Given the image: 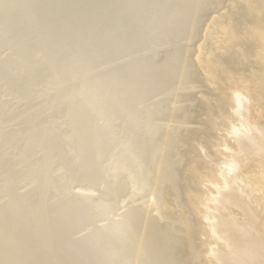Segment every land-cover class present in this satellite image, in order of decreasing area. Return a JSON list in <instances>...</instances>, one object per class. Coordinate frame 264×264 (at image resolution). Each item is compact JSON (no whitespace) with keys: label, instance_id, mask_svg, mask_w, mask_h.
Segmentation results:
<instances>
[{"label":"rangeland","instance_id":"obj_1","mask_svg":"<svg viewBox=\"0 0 264 264\" xmlns=\"http://www.w3.org/2000/svg\"><path fill=\"white\" fill-rule=\"evenodd\" d=\"M4 1H5L4 5L7 3V5L9 6L10 2H12L13 0H7V1L6 0H0V6H2V4H3L2 2H4ZM21 1H22V3H20ZM37 1L40 3H37ZM13 2L15 4L12 3V5L10 4L9 7L7 5H5V6L3 5L2 7H0V19H1V21H0L1 22L0 23V60H1L0 61V66H1L0 67V115H1L0 116V130H1L0 131V139H1L0 140L1 141L0 142V158H1L0 163L1 164L0 165H3V166H0V169H2L0 171L1 172L0 173V180L2 179L0 181V184L3 183V185L5 184V186H6V184L11 185L12 189H14V191H13L12 189L9 188L10 186L8 187V190L10 189L11 191L14 192L13 193L10 190L9 191L5 190V189H7V186L5 188L2 185H0V187H2V189L4 188L3 192L5 190V192L7 191L9 194L8 195L6 192V193H3L2 197L0 196V198H1L0 199V202H1L0 206L2 207V208L0 207V209H2V210H0V217L3 218L2 217L3 215H1V214H4V216L6 218H8V219H5V217H4L3 219L0 220V229L3 227L4 231H5V229L7 228L6 232L3 231L4 232L3 233L1 230H0V232H2V235L8 234L7 235L8 238H10V236H9L10 233H9L8 229L10 230V232L12 234V236L9 240L7 239V237L5 239L3 238L2 239V242L4 240L3 243L1 242V239H0V243H2V245H0V256H5V258H2V257H0V258L3 260L7 258L5 261H3V260L1 261L2 264L3 263L6 264V262L8 264L10 261H11L10 262L11 264H14V263L18 264L19 259L20 260L23 259L21 261V264H25V263L31 264L30 262H32V264H37V262H38V264H42V263L43 264H46V263L47 264H57V263L60 264V261L62 264H67V263L68 264H75L76 261L79 262L77 264H115V263H118L119 260L121 263H118V264H126V262H128V261L130 262L131 258H129L128 256H125L126 254L124 255L122 253L123 249H121V248H124L125 245H126V247L127 246L129 247V245L131 244L130 243V241H131L132 243H134L133 245L131 244L132 248L135 249L137 242H136V240H133V237H136L137 235L140 236V234L137 233V235L133 236V231L132 230L129 231V229H131V228L127 229L126 226L129 223L131 224V220H132L131 217L133 216L134 211L137 210L138 207L139 208L141 207L140 209H142L143 207L146 206L145 201L147 199H150L153 197L152 199L154 201V197H155V200H156L155 186H154V183L151 181V178L148 176L149 174H148V171H146L147 169L145 168V166H146L145 163L142 161L143 159H141L142 157H140L143 154V152H141V151H143V149H145L147 147V144L144 143V141L147 140L150 142H154L156 145H158L159 140H164L166 138V136L168 135V130L170 132H173V130H177L174 134H177L179 136V138L183 139L182 141H183L184 149L188 153L187 155H189V157H187V155H185L186 157H184V160H185L184 162H186L187 159L188 160L184 164L188 165V167L186 166V168H188L189 170L192 169L193 174H192V172L189 174V172L191 170L189 171L185 167H183L185 171L183 170V168L180 169L179 173L182 174V179L184 180V181H181V179H180L181 175L179 174V181H181V185L184 188H187V190H189L190 193H193V195H195L197 197V200H198L200 205L205 202V198H206L205 196L206 195L208 196L206 198V200L208 198H210L211 196L212 197L208 200H214L212 202H210V201L208 202L207 207H210V208L209 209L207 208L208 209L207 211L211 212L209 218H203V220H202V218H201L202 213L196 212V211L194 212V210H192L193 211V212H191L192 216H190L191 218L193 217L191 220L196 221V223H197V224H195V222H192L193 226L196 230L197 237H198L196 241L198 242L197 246L199 249V252H198L199 253V255H198L199 261L201 260L203 262V263H201V262L200 263L206 264L205 263V261H206L207 264H210L211 262H212L211 264H240L239 260H238V259H240V254L244 257L246 255V253H245L246 250L244 247H241V245H238V244L232 245V242H229V244L231 243L230 245L227 244V241H230V239H228L226 237V235L225 236L223 235L224 230H222L223 234L222 233L220 234L221 229H223L222 226L224 225L223 224L224 222L221 221L222 218H220L219 200L216 201L213 198L219 197V194H221L223 191H224L223 194H221L222 196L225 194H228V191L226 192V190L229 188L231 189V190L229 189V193H234L237 196L239 195L238 197L242 196L241 197L242 199L245 198V199H243V201L247 200V202H244V204H245V207H247L248 214H250V217H249L250 219L249 218L245 219V217L242 215V213H236V212H235V214L233 213L234 214L233 218L235 220V223L239 226V229L240 230L242 229V231H241L242 237H244L245 239H246V237H248L252 242L256 241L257 244H256V242H253V243L256 244L257 246H258V244H260L262 242V240L264 239V237H263L264 236V225H263L264 223L261 220V216H259V214L254 210V208H252L251 203L255 202L254 200H256V201L261 200L257 203L262 204V206H263L262 211L264 212V200H263L264 194L263 193L255 194L256 192H254L251 189V185H252L253 181L257 182V180H258V179H256L258 177V171H259V167H258L259 165H257L258 164V160H257L258 156L257 155L260 154L259 157H262L261 156L262 154L260 153L261 150L258 147L259 146V144H258V141H259L258 137L259 136H257V133L258 134L263 133L262 137H264V112H263L264 108L261 109L262 107H264V67H263L264 62H262V61H264V56H263L264 54L261 55V54H257L256 52L253 53L249 58H247V60L249 59V63H247L248 61L244 60V58L242 57L243 60L245 61L244 62L243 60H240V59H242L240 55H241V53H243L241 51H244V48H243V46L238 44L239 47L237 46V50H238V54H239L238 57L240 58L239 62H241V65H243V66L246 63V66H247V68H246V66H244L246 69L241 67V69L243 68V70H241L239 72L240 73L243 72V74L238 75L237 73H233V74H231L233 76L229 75V77L231 76V78L229 80H227L225 83V85L228 84V85H226L227 88L224 85V83H223V87H221L220 84H222V83L218 84L212 79L211 75L213 72L212 70L215 68V66H214L215 60L221 55L220 50L224 47V44L222 45V43H224L225 39H226L225 42H227L226 35L223 37L222 29H220L218 26H220V27L222 26L221 28H223L225 26V21H226L223 19H225V18L227 19V17L231 14V12H229L230 10H228L229 9L228 3L225 2L222 5V8H224V9H222L221 7H219L218 9H215V8H211V7L207 6L204 3L205 0H27V1L25 0V2H23V0H20V1L14 0ZM17 2H19V3H17ZM225 5H227V6H225ZM225 7L227 8V11H226ZM29 10H30V14H29ZM2 12L4 14H1ZM222 12H224V13H222ZM221 14H223L224 18L220 16ZM2 15H4V16H2ZM25 15H26V17H25ZM225 15H228V16L225 17ZM30 16H32L31 18H33V16H34V18L31 19L33 21V23H32V21H30V18H28ZM8 18H10V19H8ZM18 18L21 20H18ZM36 18H37V20L35 22ZM11 19H13V20H11ZM5 20H9V22L7 21V23H6ZM215 20H217L218 26L216 23H214ZM218 21H219V23H218ZM11 22L13 24H11ZM29 22H31L32 24H30ZM37 22H39V25H37V26H39L38 28L35 27L36 25L34 26V23H37ZM213 23L216 25H214ZM212 27H214V28L212 29ZM39 28H40V30H39ZM42 28H43V30H41ZM215 28L216 29L219 28L218 29L219 35H217V32L215 33V31H217ZM211 34H213V36H215V37L211 36ZM62 36L64 38H62ZM214 38H216V39H214ZM54 40H57V41H54ZM216 40H217V42H216ZM20 42L22 43V45H20L21 44ZM218 42H220L219 44H221V47L218 44ZM33 45H34V47H33ZM216 45H217V47H215ZM25 46H27V47H25ZM214 47L216 48V50ZM20 48H22L23 50L21 49L22 50L21 51ZM30 49H31V52H30ZM185 49H186V51H184V52H185V59L186 60H184V61L186 63H191V65L193 67H195V69L194 68L193 69L196 72V79L201 78V81L198 79H197L198 81L196 79H195L196 81L193 80V82L195 81L194 84L192 83V81L185 80L183 71H180L182 68V65H183V61L180 63H177L175 58L173 57L175 50L183 51ZM214 51H216V52H214ZM217 51H219V52H217ZM48 53L49 54L51 53V54L49 55ZM63 53H64V55H63ZM217 53H219V54L217 55ZM60 54H62V56ZM72 54L74 55V57L76 59L74 57H72L73 56ZM83 54H86V55L84 56ZM208 54L210 55V57ZM53 55L55 58L53 57ZM67 55H69V56H67ZM257 55H259V56H257ZM206 56H207V58H206ZM17 58H19V59H17ZM77 58L79 59V62H78ZM85 58L87 61L84 60ZM73 59H75V61ZM49 60L51 62H48ZM70 60H71V62H69ZM206 60L207 61L210 60V61L207 62ZM259 60H262V61H259ZM76 61H77V64H76ZM88 62H90V63H88ZM201 62L202 63L204 62L203 64L204 65L206 64V66H207V64L210 66H207V68H206V66L201 64ZM243 62H244V64H243ZM257 62H259V63H257ZM73 63H74V66H73ZM1 64H3V65H1ZM21 64L23 67H25V69H27L26 70L27 72L21 66ZM28 64L31 66H29ZM163 64L168 65L166 70H160L161 69L160 66ZM249 64H252V66H251L252 68L250 67ZM176 65H178L179 67H176ZM200 65H202V67H200ZM3 66H6V68ZM203 66H204V68H203ZM260 66H261V69H260ZM19 67H20V70L18 69ZM29 67H31V68H29ZM68 67H70V68H68ZM87 67L89 68L88 70H87ZM13 68H14V70H13ZM211 68H212V70H211ZM7 69L10 70V73ZM91 69H93V70H91ZM115 69H116V72H115ZM170 69H173L174 72H172ZM247 69H249L250 72ZM40 70H41V72H40ZM3 71H5L4 75L2 74ZM23 71L26 72L25 75H24ZM119 71H120V73H118ZM126 71H127V73H126ZM13 72H15L14 75H12ZM29 72H30V74H29ZM112 72H115V73L113 74ZM128 72H130V73L134 72V73L129 74L128 78H127V75H125V74H128ZM5 73H7V74H5ZM85 73H86V75H85ZM116 73H118V74H116ZM56 74H57V77H56ZM59 74L61 76H59ZM120 74H122V75H120ZM16 75H18L19 77H17ZM83 75H84V77H83ZM88 75H90V76H88ZM116 75L117 76L120 75V76L117 77ZM32 76H35V77H33L34 80H33V78H31ZM62 76L67 77V78H64ZM85 76H87V77H85ZM5 77H8V79L9 78L10 79L12 78V79L8 80ZM100 77H101V79H100ZM13 78H15V79H13ZM50 78H53L56 81H54L52 79L50 80ZM69 78L73 79V80H68ZM59 79H61V82L63 80V82L60 84H58L60 82ZM88 79H90V80L88 81ZM167 79H171L172 82L166 91H161L158 87L162 83L166 82ZM48 80H50L52 82H50ZM24 81L26 82L25 85H24ZM66 81H68V82H66ZM77 81L79 82V84H77L78 83ZM104 81H105V83H104ZM198 82H200V84ZM13 83H15V84H13ZM63 83L65 86L63 85ZM88 83H90V84H88ZM96 83H98V84L96 85ZM103 83H104V85H103ZM122 83L127 87V89L124 87V85ZM182 83H184L183 86H182ZM44 84H45V86H43ZM50 84H52V85H50ZM57 84H58V87H60V88L55 90V88H57ZM67 84H68V86H67ZM86 84L88 85L87 87H86ZM19 85L22 87H20ZM36 85H37V87H35ZM90 85H93V86L90 87ZM216 85L218 88L216 87ZM258 85H260V87L262 86L261 87L263 89L262 93L260 92V94H261L260 96L258 94L253 96L252 91H254L255 86L257 87ZM23 86H25L26 88ZM110 86L112 89H109ZM149 86H152L153 88L151 89ZM16 87H20V89L19 88L16 89L17 91L19 90L18 91L19 93L16 92V90H14ZM46 87H49V89ZM148 87L150 88V90ZM193 87L195 88V90L192 89ZM22 88H23V90H22ZM113 88L115 89V91ZM27 89H29L28 92H27ZM59 89H60V91H59ZM82 89H83V91H82ZM105 89H106V92L104 91ZM217 89H219V90H217ZM223 89H224V91L230 92V93H228L229 98H228L227 104H224L222 102L223 100L222 101L220 100V98L221 99H223V98H222V96L220 97L221 93H219V91L221 92V90H223ZM69 90H70V92H69ZM117 90H120V91H117ZM186 90L190 91V92L192 91L191 92L192 97L189 100L186 98L187 100L185 101V98H183V97L181 98L180 95H181V93H183V91H186ZM248 90H251V92ZM113 91H114L113 95L116 93L117 95L116 94L115 95L117 96L118 99L119 98L122 99L124 97V95L125 96L127 95L124 98L127 99L126 100L127 103H131V104L129 105L126 102L122 103V102H124V98L122 101L116 99V96H112V94H110ZM76 92H78V96L80 98L77 97V95H75V94H77ZM103 92L106 95H104V94L102 95ZM127 92H129V94ZM88 93H89V97L87 95ZM107 93H109L111 95V97H113V99L110 98V100H113V103L109 100L110 95H108ZM125 93H127V94H125ZM211 93H212V95H211ZM49 95H50V97H49ZM83 95H85V97H88L89 100L90 99L91 100L89 101L88 98H83L84 97ZM131 95L133 96L132 98L130 97ZM216 95H218L219 97ZM234 96H236V97H234ZM261 96H263V97H261ZM90 97H92V98H90ZM214 97H216V98H214ZM259 97H261V98L259 99ZM81 98L83 99V101L81 100ZM102 98H104V102H103ZM234 98L242 100V103H241L242 106L240 105V108L239 107L236 108L234 106V102L236 101V100L233 101ZM76 99H77V101H76ZM128 99H130V101ZM190 100H191V102H190L191 105L189 104ZM229 100H231V101H229ZM84 101L87 103H85ZM211 101H213V102H211ZM69 102H71V103H69ZM76 102H79V103H76ZM89 102L91 103V105ZM109 102L112 104H109ZM114 102H115V104H114ZM192 102L195 105H192L193 104ZM7 103H8V105H6ZM28 103H29V105H27ZM99 103H101V106ZM116 103H117V106H116ZM82 104L85 105V107ZM125 104L127 105V107L128 106L129 107L127 108ZM212 104H213L212 107L214 109L211 107ZM232 104H233V106H232ZM258 104H260L261 107H259L260 105H258ZM86 105H87V107H86ZM111 105H113V107ZM123 105H125V106L123 107ZM221 105L227 106L226 108L228 110H230V111H227L229 113L231 112L230 114L228 113L226 115V113L225 112L224 113H225L226 117L233 115V117L230 116V122L234 125H232L230 123L227 126L222 128L220 126L221 125L220 122L217 121L218 126L216 125V129L214 128L213 130H207V126H206L207 119L210 117H214V118L219 119L218 117H219L220 112L223 111V108H224V110L226 109L225 107H222ZM81 106L83 107L82 109H81ZM88 106L92 107L91 108L92 110L90 108L87 109ZM190 106L192 107L191 108L192 110L190 109ZM9 107H11L12 111L10 110ZM93 107H95V108H93ZM122 107H123V109H120ZM56 108H58V109L56 110ZM177 108L185 109L188 112L190 111L189 114L190 115L193 114L192 115L193 117L191 116L190 118L185 119L181 113L175 114L174 111ZM238 108L243 112H240V110ZM93 109H95V110H93ZM101 109H102V111H101ZM128 109H130V110H128ZM84 110L86 112H88L90 110L91 111L86 113ZM96 110L97 111L100 110L101 112H97ZM27 111H28V113H27ZM83 111H84V114H83ZM94 111H96V112H94ZM7 112H9V113H7ZM191 112H192V114H191ZM4 113L7 115H5ZM67 113L69 114L68 116H66ZM89 113H91V115L93 117ZM96 113H97V115H96ZM101 113H103V114H101ZM113 113H114V115H112ZM236 113L242 114L243 120H242V118L238 119V120H241L240 124L237 123L239 121L236 122L234 120ZM75 114H76V116H74ZM110 115H111V117H110ZM87 116H89V117H87ZM106 116H108L109 118ZM74 117L76 118V120H74L75 119ZM72 118H73V120H72ZM109 119H111V120L109 121ZM231 119H233V120H231ZM183 120L186 123H184ZM242 121H244V122H242ZM234 122H236V123H234ZM183 123L186 125L185 128H183L185 126V125H182ZM52 124L54 125V127ZM242 124H243V126H242ZM95 125L97 127H95ZM187 126H189L188 131H187V129H188ZM202 126L204 127V131H203V129H201V131H199L200 128H202ZM234 126L235 127L238 126L239 129H242L239 131V133L241 132L242 135L241 134L238 135V137L241 138V141L237 137L238 133L237 134L232 133V129ZM246 126L253 130L252 132H253L255 138H253L252 140H250L249 138H247L248 140L244 138V137H246L245 136V133H246L245 128H247ZM92 127H93V129H92ZM102 128L106 129V130H103ZM111 128L112 129L114 128L115 130L114 129L112 130ZM259 128L261 130H259ZM25 129H26V131H25ZM79 129L82 131H80ZM182 129L184 131H182ZM185 129L187 132L185 131ZM10 130H11V132H10ZM95 130H97V131H95ZM3 131L5 133H3ZM28 131H29V133H28ZM30 131H31V133H30ZM45 131H46V133H45ZM52 131H53V133H52ZM83 131L86 132L87 134L86 133L83 134ZM42 132L44 135L42 134ZM227 132H229V133H227ZM11 133H13L12 135H14V136H12ZM89 133H91L92 135ZM97 133H99L100 135ZM110 133L113 135H110ZM78 134H80V135H78ZM106 134H108V135H106ZM1 135H3V137ZM90 135L92 138L90 137ZM126 135H127V137H126ZM229 135L234 136V137H231ZM25 136H26V138L24 139ZM31 136L33 137L34 140L32 139ZM37 136H40V137H37ZM79 136L83 140H81L79 138ZM131 136H132V138L130 139ZM211 137L213 139H211ZM19 138L20 139L22 138V139L20 140ZM90 138H91V140H90ZM100 138H101L102 142L100 141ZM102 138H104V139H102ZM229 138H231V139H229ZM2 139H4V140H2ZM46 139H47V141H46ZM96 139H99L101 144H99V141H97V143H95ZM124 139H125V141H122ZM137 139H139V140H137ZM189 139H190V141H189ZM232 139H234L236 143L234 142V140L232 141ZM5 140L8 142H5ZM22 140H24V141H22ZM105 140H107V141H105ZM131 140H136L137 143L139 141L140 142L142 141L141 142L142 144L138 143L137 144L138 146H137L135 143H132ZM14 141L16 144H14ZM119 141H121V142H119ZM19 142L21 144H19ZM22 142H24V143H22ZM35 142H37V144ZM86 142H88V144H86ZM108 142H111L112 144L108 143ZM115 142L117 144H115ZM129 142H131V147H133V148L128 147V146H130ZM212 142H213V144H212ZM217 142H219V143H217ZM240 142H242V143H240ZM25 143H27V144H25ZM123 143L126 145L123 146L124 145ZM203 143H206V144L203 145ZM223 143H226V144L224 145ZM2 144H6V145L4 146ZM22 144L26 145V146L23 147ZM39 144H40V146H39ZM90 144L94 149L91 148ZM108 144L110 145V147ZM132 144H135V146L137 148L135 146H133ZM140 144H141V146H143V148L140 146ZM210 144H212V145H210ZM251 144H252V146H251ZM34 145H35V147H33ZM86 145H88L87 147L90 149L85 148ZM161 145H162V143H160V147H161ZM7 146H9L10 148ZM120 146H123L122 148L125 149L127 152L129 150L130 151L129 154L128 153L126 154L125 150L122 152L121 150L117 149ZM225 146H226V148H225ZM1 147H4V148H1ZM56 147H58V150ZM67 147H69V148H67ZM74 147H75V149H74ZM134 147L136 149H134ZM206 147L207 148L210 147V149H207ZM45 148H48L49 152H46L47 150ZM53 148L56 149L57 151L54 150ZM70 148H71V151H69ZM2 149H3V151H1ZM43 149H45V151ZM92 149L94 150V152L101 151L102 149L103 150L105 149V150L103 152L104 154H102L103 150L100 152L103 156L99 152H97L101 156L100 157L98 155H94L96 153H93ZM241 149L247 151L246 152L247 156L241 158V160L245 159V161H248L247 163H249L250 169L248 170V173H247L248 178H249V182H248V180L245 181L246 179L244 180V178H240L241 176L238 175V174H240V170H238V169L235 172L229 171L228 173H224V172H227L226 169H228L226 166L227 161L233 159V157H236L237 154H235V152L239 151ZM118 150L121 152H119ZM20 151L21 152L23 151V153H21ZM139 151H140V153H139ZM40 152H42V153H40ZM43 152H44V154H43ZM77 152H79L80 154L78 153L79 154L78 155ZM87 152H88V154H86ZM106 152H107V155H106ZM134 152L135 153L138 152L136 154L138 156L140 155L139 159H141V162H139L140 161L139 159L136 160L138 158V156H136V154ZM224 152H225V154H224ZM36 153L39 154L41 157L39 155H37ZM73 153H75L78 156L74 157ZM123 153H125V154H123ZM131 153L132 154L134 153V155L132 156ZM2 154H3V156H2ZM63 154H65L69 159H67V157H65V155H63ZM121 154L123 156L124 155H126V156L130 155V156L127 157L128 160H127V158H125L126 156H124L123 157L125 159L124 160L123 158H121L122 157ZM43 155H45V157ZM91 155H94V156L91 157ZM160 155L161 154L159 153L158 156L154 159L155 163L157 162L156 164L161 163L160 160L157 161V159H159ZM95 156H97L98 160L96 159ZM116 156H118L121 160H117V158L116 159L114 158L115 159L114 160L113 157H116ZM53 157H54V159H53ZM87 157L89 159H94V157H95V160L89 161V159ZM190 157H193V158H190ZM23 158H24V160H23ZM42 158L43 159L49 158L47 160L50 163L48 164L47 161H45V159H44L45 162L43 163ZM131 158H134V160L133 159L132 160L134 162L136 161L137 164H135L131 160ZM237 158L239 159V157H237ZM8 159H10V160H8ZM27 159L30 160V162H28ZM39 159L41 160V162L43 164L40 163ZM53 160H54V162H53ZM62 160H64V161H62ZM129 160L132 161L133 165L130 164L131 161H129ZM21 161H23V162H21ZM91 161H95L94 167H91V166H93V162H91ZM99 161H102V162L100 163ZM37 162H39L38 164L40 166L37 164ZM52 162H53V165H52ZM192 162H193L194 166H193ZM217 162H218V164H217ZM18 163H20V164H18ZM25 163H26V165L27 164L29 165V163H30V166H29L30 171L27 170L28 168L23 169V168H26V165L23 166V164H25ZM55 163H58V164H55ZM115 163H117V164H115ZM141 163L144 167L141 165ZM197 163H199V165ZM211 163L213 164L212 167L214 169H215V166L217 167V169L214 170V174L212 173L209 176L207 174L204 176H202L201 174H200L201 176L200 175H194V172L197 169H199V167H200V169H201V167H202V169H204V168H207L206 166H209V165L211 166L212 165ZM225 163H226V165L224 166ZM5 164L7 165V167ZM65 164H68V165H66L67 167L65 166ZM85 164H88L89 167H88V165H85ZM28 165H27V167H28ZM62 165H64V166H62ZM80 165H82V166L80 167ZM124 165H126V166H124ZM128 165L131 167H129ZM161 165H162V163H161ZM255 165H257V166H255ZM52 166H54V167L52 168ZM84 166H85V168H84ZM196 166H198V168ZM45 167H49V168H45ZM62 167H65V168H62ZM126 167H128V168H126ZM162 167L164 168L165 166L163 165ZM218 167H220L222 169L220 170V168H218ZM33 168L36 169V171L42 169V171L41 170L40 171L42 172L41 174L44 178L40 175L39 171H37L39 173H36V171ZM57 168H59V169H57ZM89 168L91 171L89 170ZM94 168H96V169H94ZM123 168L125 170H123ZM195 168H197V169H195ZM223 168L224 169L226 168V169L224 170ZM15 169H16V171H15ZM52 169L55 171H53ZM80 169H81V171H80ZM97 169L99 170V173H98ZM137 169L141 170V171L139 172ZM31 170L35 171V176L33 175L34 174L33 171H32L33 172L32 174L29 173V172H31ZM43 170H46V172L48 170V173H46L45 171L44 172H45V175L48 174L50 177L48 175H47L48 177L45 176L43 174ZM50 170H51V172L53 171V174L50 173ZM92 170H95V171H92ZM118 170H119V173H118ZM26 171H29V172H26ZM82 171H84V172H82ZM63 172H65V173H63ZM86 172L87 173L89 172V173L87 174ZM100 172H102V173H100ZM131 172H133V173H131ZM142 172H143V174H146V175L142 176V174H141ZM186 172H188V173H186ZM28 173L31 175H29ZM83 173L84 174L86 173L85 174L86 178H85ZM3 174H5V175H3ZM94 174H97V175H94ZM135 174H136V176H135ZM186 174H189V177L192 175L191 176L192 179H191V177L189 179V177L185 176ZM218 174H219V177H218ZM11 175L14 176V178ZM26 175H28L29 178L26 177ZM233 175H234V177H233ZM8 176L9 177L11 176L12 178L10 179ZM99 176H101V177H99ZM130 176L132 178L133 177L134 178L132 179ZM193 176H195V177H193ZM33 177H34V179L35 178L36 179L34 180ZM123 177H125L124 179H126L127 182L129 181V183L124 181V179L121 181V179ZM136 177L139 180H137ZM146 177H147V179L149 178L150 180L144 179ZM212 177H213V179H212ZM3 178L6 180H8V178H9L8 183L11 181L14 183L8 184L7 182H2V181H4ZM47 178H49V179H47ZM92 178H95V181L97 182V180H98V182L96 183V182H94V180L91 181ZM217 178H219V179H217ZM224 178L227 179L228 182H230V187L227 189H226V187L224 188V184H223V182L225 181ZM44 179H46L48 181L46 182V180H44ZM50 179H52V180H50ZM80 179H81V181H80ZM83 179H84V181H83ZM134 179H136L137 181ZM216 179L219 183L216 182ZM19 180H21V181H19ZM57 180L59 182H57ZM88 180H90L91 182L90 181L88 182ZM140 180L144 181L145 183H143L142 181L140 182ZM188 180H189V182H188ZM190 180L193 181V183ZM16 181H18V182H16ZM147 181H149L148 184H146ZM150 181L152 184L150 183ZM199 181H200V183H199ZM19 182H20V184H19ZM31 182H32V184H31ZM73 182L76 184H74ZM99 182H101V183L99 184ZM119 182H123V183H121V186H122V188H124V186H125L124 189L121 190V188H120V190H119V188H118ZM33 183L35 185L36 184L37 185L34 186ZM41 183L44 186L46 184L47 185L43 188ZM56 183H59L61 185L59 186V184L57 185ZM72 183H73V185H72ZM89 183H90V185H89ZM93 183H94V186H93ZM105 183L106 184L108 183V184L106 185ZM202 183L204 184L203 187H205V189L202 188ZM15 184L18 187L15 186ZM39 184H41L42 189L39 186ZM77 184H79V185L81 184L80 185L81 187H79V185H77ZM217 184H218V186H217ZM245 184L248 187H246ZM13 185H14V187H13ZM82 185L85 187L83 188ZM19 186L21 188H19ZM114 186H117V187H114ZM222 186H223V188H222ZM35 187H38V188H35ZM119 187H120V185H119ZM192 187H194V188H192ZM58 188H60V189H58ZM208 188H211V189H208ZM233 188L235 189V191ZM50 189L52 191H50ZM78 189L79 190L84 189L83 190L84 192L79 191ZM195 189L198 191V192L196 191L197 193L194 192ZM0 190H1V188H0ZM40 190H41V192H40ZM43 190L44 191L47 190V191L44 192ZM202 190L204 191V193L202 192L203 194H200ZM207 190L210 192H208ZM16 191L18 193H16ZM61 191H62V193H61ZM63 191L65 193H63ZM10 192L13 194H11ZM67 192L69 193V196L71 197L70 199L68 198L69 196H68ZM206 192H207V194H206ZM44 193L46 195H48V194L49 195L47 197L46 196L44 197V195H45ZM55 193L58 195H56ZM78 193L80 194L81 198L78 197L79 196ZM0 194L2 195V193H0ZM197 194H199V195L197 196ZM5 195H6V198H5ZM51 195H53V196H51ZM64 195H66V196H64ZM73 195L75 196L74 198H73ZM9 196L12 198H10ZM14 196H16V198L18 200H16V198H15V200H16L15 202H17L16 204L14 201L12 202L14 205L13 207H15V205L17 207L20 205L19 206L20 208L19 207L18 208L19 209L23 208V211L25 210L27 213L25 211L24 212L27 215H28V213L30 215L31 210L33 211L36 208V210H34V212H37V211L39 212L40 208L43 206L42 209L45 208L44 211H41L42 213L37 212L36 214L37 215L39 214L38 217H40L41 214L42 215L45 214V215L41 216V218L39 219V218H36L37 216L35 213L31 212L32 216L35 215L34 216L36 219V221H35V219L32 218L31 215H30L31 217L29 215H28L29 216L28 217L26 214H24V212L21 209L23 215H26L27 217L26 216L22 217L23 215L20 214L21 212L20 213L18 212L19 213L18 215L21 216V218H18L19 216L14 215V214H16V212L19 211V209L13 210V208H11L12 212L14 213L12 215L11 214L12 212L9 209L10 208L9 205L12 206L11 201L14 198ZM62 196H64V197H62ZM77 197H78V199H77ZM258 197H259V200H258ZM46 198L49 202L46 200ZM61 198H62V201H61ZM101 198H103V200H105L104 203H103V200ZM42 199H45L48 203H46L45 200H42ZM54 199H56V200H54ZM63 199H64V202H63ZM249 199H251V200H249ZM19 200H21V201H19ZM92 200H94V201H92ZM199 200L200 201L202 200L201 203ZM6 201H8L9 204ZM78 201L80 203H81V201H83L81 203L82 205L80 203H78ZM147 201H150V200H147ZM153 201L151 200V203ZM34 202L38 203V204H35ZM85 202H87L88 205L85 204ZM154 202H157V200ZM98 203H99V205H97ZM148 203H150V202H147V204ZM6 204H8L9 207L6 206ZM17 204H19V205H17ZM25 204H27V205H25ZM29 204H31L33 206H31ZM41 204H43V205L40 206ZM89 204H91V205H89ZM35 205H37V206L39 205L40 206V207L38 206L39 209L37 206L35 207ZM73 205H75L76 208ZM92 205H94V206H92ZM71 207H72V209H71ZM82 207H84V208H82ZM172 207L175 210L176 219L180 222L178 212H177L178 209L175 206H172ZM3 208H4V211H3ZM58 208H59V210H57ZM85 208L86 209L88 208V209L85 211L84 210ZM110 208H111V210H109ZM102 209L104 212H102ZM105 209H107V210H105ZM132 209H133V212H131ZM64 210H66L68 212H66ZM93 210H94V212H93ZM14 211H16V212H14ZM95 211H97L98 213H96ZM99 211L102 213H100ZM153 211H154V209H153ZM153 211H152L153 214H155L157 216L160 215L159 211H157V210H155L154 212ZM7 212H8V214H7ZM84 212L86 214H87V212H89V213L86 215ZM254 212H256V213L251 214ZM81 214H83V215H81ZM16 216H18V217H16ZM54 217H56V218L54 219ZM68 217L72 218V219H69ZM122 217H124V218L122 219ZM24 218H25V220H24ZM28 218L31 219L30 222H29ZM15 219H17V220H15ZM79 219L80 220L82 219V220L80 221ZM92 219H93V221H92ZM125 219H127V221H129L128 224H127V221H125ZM198 219H199V221L200 220L201 221L199 222ZM26 220H28L27 223H26ZM44 220H45V222H47V224H45V222H44L45 229L43 227V223L41 222ZM9 221L12 224H10L8 226L7 224H9ZM23 221H25L24 222L25 225L22 224ZM5 222H6L7 227L5 226ZM14 222H16V223H14ZM20 222H22L21 225H20ZM39 222L42 223V226H41V223L39 224ZM72 222H75L74 224L76 227L74 226V224ZM78 222H79V224H78ZM122 222H124L125 224ZM48 223L50 225H48ZM112 223H114V225ZM204 223H206V224H204ZM16 224H18L19 227ZM30 224L32 226H34V225L36 226V228H32L33 234H32V231H30L31 230ZM120 224H121V227H119ZM181 224H183V223L181 222ZM198 224H199V226H198ZM202 224H203V226H202ZM258 224H259V226H258ZM14 225L17 227H13ZM77 225H78V227H77ZM124 225L126 227V230H128L129 233H131V234H129L130 235L129 241L127 238L129 236L126 234L127 231L122 228V226L124 227ZM109 226L110 227L113 226V227L110 228ZM196 226H198L197 228H199V227L200 228L197 229ZM206 226H207V228H206ZM27 227H29L30 229ZM37 227H39L40 230ZM60 227L61 228L63 227L62 230ZM18 228H20V229H18ZM97 228L101 229V230L97 231ZM14 229H17V230H14ZM35 229H37V230H35ZM106 229H108V230H106ZM12 230H14V232L17 231L16 232L17 235L15 233V236H13L14 232ZM19 230L20 231L22 230L24 233L22 231H21L22 232L21 233ZM46 230H47V233L45 232ZM124 230L126 231L125 234L127 236L123 235ZM7 231H8V233H7ZM18 231L20 232L19 234H18ZM51 232H53L54 234ZM20 234H23L21 236L22 238L19 237ZM29 234H30V236H29ZM44 234H51V235H49L50 237L47 235L49 237V239H48V237L44 236ZM98 234H100L101 236ZM217 234L220 237L222 236L221 237L222 239L218 238ZM65 235H66L67 239H66ZM16 236L19 237L20 240L18 238L15 239ZM43 236H44V238H43ZM260 236L263 238H261ZM12 237H15V238L12 239ZM45 237H47V238H45ZM102 237H103V239H102ZM120 237L123 239L119 240L118 238H120ZM199 237H200V239H199ZM210 237H211V239H209ZM0 238H2V237L0 236ZM223 238L225 240H223ZM248 238H247V240H248ZM40 239L41 240L45 239L44 241H46L47 244H46V242L41 241ZM198 239H199V241H198ZM226 239H227V241H226ZM38 240L41 243H37V242H39ZM89 240L91 242H89ZM95 240L97 241V243L95 242ZM15 241H16V243H15ZM107 241L111 242V243H108ZM127 241L129 242L128 243L129 245L124 243ZM259 241H260V243H259ZM23 242L25 244H28V245L24 246L25 244ZM13 243H15V244H13ZM30 243H32L31 246L29 245ZM43 243H44V246L42 247V249L45 247L46 248L45 251H47V249H48L47 247L51 246L52 251H50L51 248L49 247V251L44 252L43 253L44 255H42L43 250L39 249L37 247L41 248L40 244L43 245ZM91 243H94L96 246L94 244H91ZM106 243H108V244H106ZM208 243H209V245H208ZM3 244H4V246H3ZM33 244H35V245H33ZM123 244H125V245H123ZM15 245L16 246L18 245V246L16 247ZM105 245H107V246L105 247ZM131 245H130V247H131ZM28 246H30V247L33 246V247L30 248ZM34 246H35V249H33ZM60 246H61V248H60ZM101 246H103V247H101ZM232 246H233V248H231ZM25 247H27V249ZM128 247H127V249H128ZM199 247H201V248H199ZM220 247L221 248L222 247L223 248L228 247L229 248V250H228L229 254L228 253L227 254L229 256L231 254V257H229L227 254L224 256V254H220L219 252H216V251L220 250ZM4 248H5V251H4ZM17 248H19V249H17ZM28 248H30V249H28ZM212 248H214L213 251H212ZM246 248L249 251L248 252L249 254H251V255L254 254V252H251V250L254 251V248H252V246H251V248H250V246H247ZM56 249L59 251L58 254L56 252L57 251ZM60 249L63 251H60ZM111 249L112 250L115 249L114 250L115 254L118 253V250H119V253L115 256L114 251L112 252ZM116 249H118V250H116ZM68 250H70V251H68ZM120 250H122L121 253H120ZM230 250H232V252H230ZM233 250H235L237 253ZM3 251L5 252V255H3V253H4ZM7 251H9V252H7ZM110 251L112 252L113 255L110 254L111 253ZM238 251H240V252H238ZM48 252H50L51 254H49ZM203 252H204V254H203ZM213 252L215 253L214 255H216V257L214 255L212 256ZM46 253L49 256L45 255ZM124 253H126V252H124ZM8 254H9V257H6ZM21 254L23 255V257L25 256V258H27V260H29L30 262L26 261L25 258H22ZM56 254L58 255V257L56 256ZM76 254L79 257H77ZM232 254H234V255L237 254L238 255L237 257H239V258H237L236 256L234 258ZM17 255H19V256H17ZM74 255H76V256L74 257ZM118 255H119V258L117 257ZM218 255H219V257H218ZM10 256H11V258L13 256L14 257L17 256L16 257L17 259H15V258L11 259ZM47 257H49V259ZM54 257H55L57 263H55L56 261H53V260H55ZM115 257H117L118 259H115V260L112 259ZM123 257H125V258L123 259ZM206 257L207 258L210 257V260H208ZM224 257H227V258H224ZM232 257H233V259H232ZM8 258H10L9 262H8ZM71 258H73V259H71ZM126 258H127V261L125 260ZM203 258L205 259V261ZM46 259L48 262L46 261ZM50 259H52V261H50ZM88 259L90 260V262ZM224 259H225V262H224ZM229 259H230V261H229ZM17 260H18V262L16 263L15 261H17ZM39 260H40V263H39ZM86 260H88V261H86ZM113 260H114V262H113ZM121 260L125 261V263L122 262ZM111 261H112V263H111ZM237 261H238V263H237ZM1 262H0V264H1ZM129 262H128V264H129ZM19 264H20V262H19ZM130 264H132V262H130Z\"/></svg>","mask_w":264,"mask_h":264},{"label":"bare ground","instance_id":"obj_2","mask_svg":"<svg viewBox=\"0 0 264 264\" xmlns=\"http://www.w3.org/2000/svg\"><path fill=\"white\" fill-rule=\"evenodd\" d=\"M7 1V0H6ZM14 1V0H13ZM10 2V4L12 5V3L13 4H15L14 2ZM20 1V0H19ZM27 1V0H26ZM23 2H25V0H23ZM225 2H227L228 3V10H230L229 12H231V14L228 16V15H225V17H227V19L225 18V19H223V20H226L225 21V26L223 27V28H221L220 26H218V24H217V20H215L214 21V23H216L217 24V26L220 28V29H222V33H223V37L226 35V37H227V42H225L226 41V39H225V41H224V43H222V45L224 44V47L220 50L221 51V55L215 60V68L212 70V68H211V70L213 71L212 72V79L216 82V83H222V84H220L221 85V87H223V83H224V85H225V83H226V81L227 80H229L230 78H231V76H233V75H231V74H233V73H237L238 75L240 74H243V72H239V71H241V70H243V68L244 69H246L247 68V66H246V63H245V65L244 66H246V68L243 66V65H241V62H239V57H238V50H237V46H238V44L239 45H241V46H243V48H244V51H241V52H243V53H241V58L243 57L244 58V60H247V58H249L253 53H257V54H261V55H263L264 54V0H205V4L207 5V6H209V7H211V8H215V9H218L219 7H221L222 8V5L225 3ZM3 4H2V6L4 5V3H5V1L4 2H2ZM17 3H19V2H17ZM20 3H22V1L20 2ZM37 3H40V2H38L37 1ZM36 3V4H37ZM235 3V4H234ZM10 4H9V6H10ZM5 5H7V3L5 4ZM4 5V6H5ZM2 6H0V7H2ZM8 6V5H7ZM6 6V7H7ZM8 6V7H9ZM225 6H227V5H225ZM226 8V7H225ZM2 9V8H1ZM222 9H224V8H222ZM2 11V10H1ZM226 11H227V8H226ZM4 12V11H3ZM1 13V14H4V13ZM32 12V11H31ZM26 13V12H25ZM28 13V12H27ZM33 13V12H32ZM31 13V14H32ZM222 13H224V12H222ZM227 13V12H226ZM29 14H30V10H29ZM229 14V13H228ZM2 16H4V15H2ZM1 16V17H2ZM23 16V15H22ZM221 17H223L224 18V16H223V14H221L220 15ZM6 17V16H5ZM25 17H26V15H25ZM32 16H30V17H28V18H30V21H32L31 19H33L34 18V16H33V18H31ZM36 17V16H35ZM4 18V17H3ZM2 18V19H3ZM7 18V17H6ZM5 18V19H6ZM20 18V17H19ZM18 18V20H21V19H19ZM22 18V17H21ZM27 18V19H28ZM38 18V17H37ZM37 18L35 19V22H36V20H37ZM8 19H10V18H8ZM15 19V18H14ZM23 19V18H22ZM11 20H13V19H11ZM0 21H1V19H0ZM6 21V23H7V21L9 22V20H5ZM16 21V20H15ZM4 22V21H3ZM1 23V22H0ZM30 24H32L33 23V21H32V23L31 22H29ZM213 23V24H214ZM218 23H219V21H218ZM11 24H13L12 22H11ZM216 24H214V25H216ZM36 25V26H35ZM37 25H39V22H37V23H34V26L36 27V28H38L39 26H37ZM41 28V27H40ZM40 28H39V30H40ZM214 27H212V29H213ZM218 28V29H219ZM216 29V28H215ZM218 29H216L217 31H215V33L217 32V35H219L218 34ZM41 30H43V28L41 29ZM45 32V31H44ZM212 32V31H211ZM213 33V32H212ZM45 34V33H44ZM221 35V34H220ZM211 36H213V34H211ZM210 36V37H211ZM213 37H215V36H213ZM225 37V38H226ZM62 38H64L63 36H62ZM61 38V39H62ZM27 39V38H26ZM54 39V38H53ZM58 39V38H57ZM214 39H216V38H214ZM218 39V38H217ZM60 40V39H59ZM64 40V39H63ZM16 41V40H15ZM24 41V40H23ZM40 41V40H39ZM49 41V40H48ZM54 41H57V40H54ZM221 41V40H220ZM216 42H217V40H216ZM19 43V42H18ZM17 43V44H18ZM21 43V42H20ZM45 43V42H44ZM47 43V42H46ZM220 42H218V44H219ZM33 44V43H32ZM38 44V43H37ZM215 44V43H214ZM20 45H22V43L20 44ZM220 45V47H221V44H219ZM240 46V47H241ZM25 47H27V46H25ZM31 47V46H30ZM29 47V48H30ZM33 47H34V45H33ZM215 47H217V45L215 46ZM214 47V48H215ZM239 47V46H238ZM43 48V47H42ZM213 48V47H212ZM22 48H20V50H21ZM32 49V48H31ZM31 49H30V52H31ZM35 49V48H34ZM241 49V48H240ZM23 50V49H22ZM21 50V51H22ZM33 50V49H32ZM215 50H216V48H215ZM218 50V49H217ZM184 51H186V49L185 50H183V51H177V50H175V52H174V55H173V57L175 58V60H176V62L177 63H180V62H182L183 61V65H182V68H181V70L180 71H183V73H184V79L185 80H187V81H192V83L194 84V82L198 79H196V72H195V67H193L192 65H191V63H186L184 60H186L185 59V52ZM15 52V51H14ZM19 52V51H18ZM214 52H216V51H214ZM217 52H219V51H217ZM194 53V52H193ZM198 53V52H197ZM15 54V53H14ZM49 54V53H48ZM47 54V55H48ZM51 54V53H50ZM49 54V55H50ZM68 54V53H67ZM219 53H217V55H218ZM31 55V54H30ZM61 56H62V54H60ZM63 55H64V53H63ZM66 55V54H65ZM73 55V54H72ZM71 55V56H72ZM84 56L86 55V54H83ZM209 55V54H208ZM67 56H69V55H67ZM257 56H259V55H257ZM256 56V57H257ZM264 56V55H263ZM48 57V56H47ZM53 57H54V55H53ZM58 57V56H57ZM72 57H74V55L72 56ZM79 57V56H78ZM202 57V56H201ZM209 57H210V55H209ZM212 57V56H211ZM255 57V58H256ZM262 57V56H261ZM46 58V57H45ZM55 58V57H54ZM75 58V57H74ZM84 58V57H83ZM187 58V57H186ZM189 58V57H188ZM205 58V57H204ZM206 58H207V56H206ZM243 58L242 59H240V60H243ZM17 59H19V58H17ZM57 59V58H56ZM63 59V58H62ZM76 59V58H75ZM75 59H73L74 61H75ZM81 59V58H80ZM203 59V58H202ZM260 59V58H259ZM65 60V59H64ZM69 60V59H68ZM77 60H78V62H79V59L77 58ZM84 60H86V58L84 59ZM205 60V59H204ZM243 60V61H244ZM257 60V59H256ZM1 61V60H0ZM87 61V60H86ZM97 61V60H96ZM202 61V60H201ZM207 61V60H206ZM208 61H210V60H208ZM207 61V62H208ZM248 61V62H247ZM246 62L247 63H249V59L247 60ZM259 61H262V60H259ZM19 62V61H18ZM48 62H51L50 60L48 61ZM69 62H71V60L69 61ZM188 62V61H187ZM245 62V61H244ZM244 62H243V64H244ZM262 62H264V61H262ZM57 63V62H56ZM84 63V62H83ZM88 63H90V62H88ZM200 63V62H199ZM204 63V62H203ZM202 62H201V64H203ZM206 63V62H205ZM257 63H259V62H257ZM14 64V63H13ZM76 64H77V61H76ZM1 65H3V64H1ZM29 65V64H28ZM56 65V64H55ZM204 65V64H203ZM250 65V67L252 66V64H249ZM248 65V66H249ZM256 65V64H255ZM254 65V66H255ZM21 66H22V64H21ZM25 66V65H24ZM29 66H31V65H29ZM66 66V65H65ZM73 66H74V63H73ZM204 66H206V64L204 65ZM204 66H203V68H204ZM207 66H210V65H208L207 64ZM207 66H206V68H207ZM1 67V66H0ZM3 67H5L6 68V66H3ZM2 67V68H3ZM9 67V66H8ZM23 67V66H22ZM71 67V66H70ZM70 67H68V68H70ZM161 67V69L160 70H166L167 69V67H168V65L167 64H163V65H161L160 66ZM172 67V66H171ZM176 67H179L178 65H176ZM200 67H202V65H200ZM212 67V66H211ZM241 67H243L242 69H241ZM258 67V66H257ZM256 67V68H257ZM264 67V66H263ZM15 68V67H14ZM14 68H13V70H14ZM24 69H25V67H23ZM29 68H31V67H29ZM73 68V67H72ZM194 68V69H193ZM249 68V67H248ZM252 68V67H251ZM19 70H20V67L18 68ZM17 69V70H18ZM41 69V68H40ZM89 68L87 67V70H88ZM260 69H261V66H260ZM8 70V69H7ZM27 69H25V71H26ZM38 70V69H37ZM91 70H93V69H91ZM172 72H174L173 71V69H170ZM249 72H250V70L249 69H247ZM9 71V73H10V70H8ZM121 71V70H120ZM120 71L118 72V73H120ZM198 71V70H197ZM245 71V70H244ZM4 72L5 71H3V75H4ZM7 72V71H6ZM24 72V71H23ZM27 72V71H26ZM26 72H24V75L26 74ZM40 72H41V70H40ZM39 72V73H40ZM115 72H116V69H115ZM115 72H112L113 74L115 73ZM208 72V71H207ZM14 73L15 72H13V74L12 75H14ZM33 73V72H32ZM37 73V72H36ZM55 73V72H54ZM53 73V74H54ZM118 73H116V74H118ZM126 73H127V71H126ZM131 73H134V72H131ZM130 72H128V74H125V75H127V78H128V75L129 74H131ZM198 73V72H197ZM5 74H7V73H5ZM29 74H30V72H29ZM34 74V73H33ZM79 74V73H78ZM199 74V73H198ZM41 75V74H40ZM85 75H86V73H85ZM120 75H122V74H120ZM120 75H116L117 77H119ZM229 75H231L230 77H229ZM237 75V76H238ZM10 76V75H9ZM17 77H19L18 75H16ZM36 76V75H35ZM35 76H32L31 78H33V77H35ZM42 76V75H41ZM54 76V75H53ZM59 76H61L60 74H59ZM65 76V75H64ZM64 76H62V77H64ZM88 76H90V75H88ZM115 76V77H116ZM56 77H57V74H56ZM83 77H84V75H83ZM85 77H87V76H85ZM97 77V76H96ZM114 77V78H115ZM123 77V76H122ZM125 77V76H124ZM229 77V78H228ZM239 77V76H238ZM5 78H7L8 79V77H5ZM16 78V77H15ZM15 78H13V79H15ZM21 78V77H20ZM39 78V77H38ZM55 78V77H54ZM64 78H67V77H64ZM228 78V79H227ZM242 78V77H241ZM251 78V77H250ZM249 78V79H250ZM253 78V77H252ZM10 79V78H9ZM8 79V80H9ZM12 79V78H11ZM10 79V80H11ZM47 79V78H46ZM54 80V81H56L55 79H53V78H50V80ZM93 79V78H92ZM100 79H101V77H100ZM118 79V78H117ZM196 79V80H195ZM254 79V78H253ZM33 80H34V78H33ZM50 80H48V81H50ZM68 80H73V79H68ZM87 80V79H86ZM90 79H88V81H89ZM97 80V79H96ZM193 80H195L194 82H193ZM198 80H200L201 81V78H199ZM197 80V81H198ZM245 80V79H244ZM13 81V80H12ZM60 81V82H59ZM59 83L58 84H60V83H62L63 82V80H62V82H61V79H59ZM65 81V80H64ZM79 81V80H78ZM77 81V82H78ZM85 81V80H84ZM130 81V80H129ZM231 81V80H230ZM19 82V81H18ZM23 82V81H22ZM41 82V81H40ZM39 82V83H40ZM50 82H52V81H50ZM66 82H68V81H66ZM83 82V81H82ZM103 82V81H102ZM171 82H172V80L171 79H167V81L166 82H164V83H162L158 88L161 90V91H166L167 90V88L170 86V84H171ZM25 81H24V85H25ZM56 83V82H55ZM70 83V82H69ZM75 83V82H74ZM73 83V84H74ZM91 83V82H90ZM90 83H88V84H90ZM100 83V82H99ZM104 83H105V81H104ZM104 83H103V85H104ZM199 84H200V82H198ZM13 84H15V83H13ZM22 84V83H21ZM43 84V83H42ZM41 84V85H42ZM58 84H57V88H55V90H57L58 88H60V87H58ZM71 84V83H70ZM77 84H79V82L77 83ZM81 84V83H80ZM85 84V83H84ZM98 83H96V85H97ZM107 84V83H106ZM123 84V83H122ZM217 84V85H218ZM50 85H52V84H50ZM55 85V84H54ZM63 85H64V83H63ZM94 85V84H93ZM93 85H90V87H92ZM124 85V84H123ZM184 85V83H182V86ZM198 85V84H197ZM217 85H216V87H217ZM226 85H228V84H226ZM225 85V86H226ZM20 86V85H19ZM29 86V85H28ZM43 86H45V84L43 85ZM47 86V85H46ZM65 86V85H64ZM67 86H68V84H67ZM72 86V85H71ZM88 85L86 84V87H87ZM107 86V85H106ZM121 86V85H120ZM196 86V85H195ZM20 87H22V86H20ZM20 87H16L14 90H16V89H20ZM23 87H25V86H23ZM32 87V86H31ZM35 87H37V85L35 86ZM74 87V86H73ZM96 87V86H95ZM99 87V86H98ZM97 87V88H98ZM102 87V86H101ZM113 87V86H112ZM117 87V86H116ZM124 87L127 89V87L124 85ZM123 87V88H124ZM151 89L153 88L152 86H149ZM148 87V88H149ZM220 87V88H221ZM262 87V86H261ZM260 87V85H258L257 87L255 86V90L254 91H252V95L253 96H255L256 94H258L259 96L261 95L260 94V92L262 93V88ZM26 88V87H25ZM46 88H48L49 89V87H46ZM104 88V87H103ZM119 88V87H118ZM122 88V87H121ZM150 88H149V90H150ZM201 88V87H200ZM218 88V87H217ZM226 88H227V86H226ZM45 89V88H44ZM62 89V88H61ZM101 89V88H100ZM108 89V88H107ZM109 89H112L111 88V86H110V88ZM114 89V88H113ZM120 89V88H119ZM185 89V88H184ZM187 89V88H186ZM193 90H195V88L193 87L192 88ZM222 89V88H221ZM22 90H23V88H22ZM28 90L29 89H27V92H28ZM89 90V89H88ZM92 90V89H91ZM103 90V89H102ZM121 90V89H120ZM120 90H117V91H120ZM217 90H219V89H217ZM19 91V90H18ZM17 90H16V92H18ZM59 91H60V89H59ZM82 91H83V89H82ZM86 91V90H85ZM105 92H106V89L104 90ZM114 91H115V89H114ZM114 91L112 92V93H110V94H112V96H116L115 94L113 95V93H114ZM116 91V92H117ZM124 91V90H123ZM248 91H250L251 92V90H248ZM11 92V91H10ZM26 92V93H27ZM32 92V91H31ZM69 92H70V90H69ZM101 92V91H100ZM125 92V91H124ZM192 92V91H191ZM190 91H183V93H181V95H180V97L182 98H185V101L188 99H190L191 97H192V93H191ZM202 92V91H201ZM13 93V92H12ZM19 93V92H18ZM33 93V92H32ZM31 93V94H32ZM56 93V92H55ZM66 93V92H65ZM77 94H75V95H77V97H79L78 96V92H76ZM82 93V92H81ZM99 93V92H98ZM128 94H129V92H127ZM127 93H125V94H127ZM207 93V92H206ZM219 93H221V95H220V97L222 96V98L223 99H221L220 98V100L224 103V104H227L228 103V93H230L229 91H224V89L223 90H221V92L219 91ZM218 93V94H219ZM248 93V92H247ZM246 93V94H247ZM14 94V93H13ZM68 94V93H67ZM84 94V93H83ZM93 94V93H92ZM104 94V92L102 93V95ZM108 95H110L109 93H107ZM121 94V93H120ZM123 94V93H122ZM217 94V93H216ZM249 94V93H248ZM247 94V95H248ZM33 95V94H32ZM66 95V94H65ZM88 95V97H89V93L87 94ZM104 95H106V94H104ZM124 95V94H123ZM197 95V94H196ZM211 95H212V93H211ZM236 95V94H235ZM251 95V94H250ZM249 95V96H250ZM257 95V96H258ZM84 97L83 98H88V97H85V95H83ZM122 96V95H121ZM127 96V95H126ZM125 95H124V97H126ZM135 96V95H134ZM216 96H218V95H216ZM232 96V95H231ZM25 97V96H24ZM49 97H50V95H49ZM64 97V96H63ZM69 97V96H68ZM82 97V96H81ZM123 97V98H124ZM131 98L133 97L132 95L130 96ZM129 97V98H130ZM219 97V96H218ZM234 97H236V96H234ZM261 97H263V96H261ZM261 97H259V99L261 98ZM65 98V97H64ZM80 98V97H79ZM90 98H92V97H90ZM98 98V97H97ZM107 98V97H106ZM110 98L111 99H113V97H111V95L109 96V100H110ZM123 98L122 99H118L117 98V96H116V99H118V100H120V101H122L123 100ZM130 98V99H131ZM135 98V97H134ZM187 98V99H186ZM198 98V97H197ZM207 98V97H206ZM209 98V97H208ZM214 98H216V97H214ZM231 98V97H230ZM233 98V97H232ZM252 98V97H251ZM21 99V98H20ZM68 99V98H67ZM96 99V98H95ZM103 99V102H104V98H102ZM108 99V98H107ZM115 99V98H114ZM130 99H128L129 101H130ZM139 99V98H138ZM199 99V98H198ZM212 99V98H211ZM22 100V99H21ZM81 100L83 101V99L81 98ZM88 100H89V98H88ZM91 100V99H90ZM89 100V101H90ZM98 100V99H97ZM101 100V99H100ZM99 100V101H100ZM117 100V101H118ZM126 100L127 99H125L124 98V102H122V103H125L126 102ZM196 100V99H195ZM236 100V101H235ZM24 101V100H23ZM28 101V100H27ZM76 101H77V99H76ZM87 101V100H86ZM93 101V100H92ZM107 101V100H106ZM112 103H113V100H110ZM116 101V102H117ZM132 101V100H131ZM219 101V100H218ZM229 101H231V100H229ZM233 101H235L234 102V106L237 108V107H239L240 108V105H241V103H242V100H240V99H235L234 98V100ZM85 102V101H84ZM83 102V103H84ZM88 102V101H87ZM87 102H85V103H87ZM190 102H191V100L189 101V104H190ZM194 102V101H193ZM192 102V103H193ZM211 102H213V101H211ZM220 102V101H219ZM244 102V101H243ZM69 103H71V102H69ZM68 103V104H69ZM73 103V102H72ZM76 103H79V102H76ZM90 103V102H89ZM93 103V102H92ZM107 103V102H106ZM112 103H110L109 102V104H112ZM121 103V104H122ZM127 103V102H126ZM133 103V102H132ZM230 103V102H229ZM258 103V102H257ZM100 104V106H101V103H99ZM114 104H115V102H114ZM127 104H131V103H127ZM204 104V103H203ZM218 104V103H217ZM231 104V103H230ZM256 104V103H255ZM262 104V103H261ZM6 105H8V103L6 104ZM14 105V104H13ZM23 105V104H22ZM27 105H29V103L27 104ZM76 105V104H75ZM83 105V104H82ZM90 105H91V103H90ZM126 105V104H125ZM125 105H123V107L125 106ZM191 105V104H190ZM192 105H195L194 103L192 104ZM258 105H260V104H258ZM11 106V105H10ZM84 107H85V105H83ZM99 106V107H100ZM112 107H113V105H111ZM116 106H117V103H116ZM213 106V104L211 105V107ZM222 106V105H221ZM232 106H233V104H232ZM242 106V105H241ZM17 107V106H16ZM23 107V106H22ZM21 107V108H22ZM86 107H87V105H86ZM107 107V106H106ZM123 107L122 108H120V109H123ZM126 107H127V105H126ZM129 107V106H128ZM127 107V108H128ZM222 107H227V106H222ZM259 107H261V105L259 106ZM8 108V107H7ZM10 108V110H11V107H9ZM14 108V107H13ZM79 108V107H78ZM77 108V109H78ZM83 107L81 106V109H82ZM91 109L92 107H89L88 106V108L87 109ZM93 108H95V107H93ZM192 107L190 106V109H191ZM203 108V107H202ZM213 108V107H212ZM238 108V109H239ZM264 107H262L261 109H263ZM15 109V108H14ZM58 108H56V110H57ZM74 109V108H73ZM85 109V108H84ZM111 109V108H110ZM113 109V108H112ZM119 109V110H120ZM214 109V108H213ZM227 109V108H226ZM224 110V108H223V111L222 112H220V114H219V119H217V118H214V117H210V118H208L207 119V121H206V126H207V130H213L214 128L216 129V125H217V121L218 122H220V126L223 128V127H225V126H227L228 124H230L231 122H230V116H232L233 117V115H228L229 117H226L225 116V113H226V115L229 113V112H227V111H230V110ZM231 109V108H230ZM235 109V108H234ZM92 110V109H91ZM90 110V111H91ZM93 110H95V109H93ZM128 110H130V109H128ZM192 110V109H191ZM194 110V109H193ZM201 110V109H200ZM204 110V109H203ZM216 110V109H215ZM220 110V109H219ZM232 110V109H231ZM240 110V109H239ZM12 111V110H11ZM42 111V110H41ZM81 111V110H80ZM79 111V112H80ZM85 111V110H84ZM84 111H83V114H84ZM88 111V110H87ZM90 111H88V112H90ZM97 111V110H96ZM96 111H94V112H96ZM101 111H102V109H101ZM100 110H98L97 112H101ZM124 111V110H123ZM234 111V110H233ZM232 111V112H233ZM259 111V110H258ZM33 112V111H32ZM38 112V111H37ZM86 112V111H85ZM88 112H86V113H88ZM112 112V111H111ZM114 112V111H113ZM190 112V111H189ZM189 112L187 111V110H185V109H182V108H177L175 111H174V113L175 114H178V113H181L182 115H183V117L185 118V119H188V118H190L193 114H192V112H191V114L192 115H190L189 114ZM212 112V111H211ZM225 112V113H224ZM235 112V111H234ZM240 112H243V111H241L240 110ZM263 112H264V109H263ZM7 113H9V112H7ZM19 113V112H18ZM27 113H28V111H27ZM69 113V112H68ZM67 113V115L66 116H68L69 114ZM93 113V112H92ZM115 113V112H114ZM114 113L112 114V115H114ZM206 113V112H205ZM213 113V112H212ZM219 113V112H218ZM231 113V112H230ZM229 113V114H230ZM239 113V112H238ZM262 113V112H261ZM5 114V113H4ZM17 114V113H16ZM26 114V113H25ZM90 115H91V113H89ZM101 114H103V113H101ZM107 114V113H106ZM105 114V115H106ZM122 114V113H121ZM233 114V113H232ZM237 114V113H236ZM235 114V121L237 122V121H239V122H237V123H239L240 124V122H241V120H238L239 118H242V114L240 113V114H237L236 115ZM259 114V113H258ZM263 114V113H262ZM5 115H7V114H5ZM15 115V114H14ZM86 115V114H85ZM88 115V114H87ZM96 115H97V113H96ZM99 115V114H98ZM199 115V114H198ZM256 115V114H255ZM1 116V115H0ZM71 116V115H70ZM74 116H76V114L74 115ZM92 116V115H91ZM13 117V116H12ZM86 117V116H85ZM87 117H89V116H87ZM93 117V116H92ZM106 117H108V116H106ZM110 117H111V115H110ZM193 117V116H192ZM231 117V118H232ZM244 117V116H243ZM70 118V117H69ZM75 118V117H74ZM102 118V117H101ZM109 118V117H108ZM183 118V119H184ZM2 119V118H1ZM7 119V118H6ZM71 119V118H70ZM113 119V118H112ZM184 119V120H185ZM72 120H73V118H72ZM74 120H76V118L74 119ZM111 119H109V121H110ZM136 120V119H135ZM184 120H183V122H184ZM191 120V119H190ZM194 120V119H193ZM231 120H233V119H231ZM242 120H243V118H242ZM107 121V120H106ZM105 121V122H106ZM5 122V121H4ZM236 122H234V123H236ZM242 122H244V121H242ZM40 123V122H39ZM72 123V122H71ZM132 123V122H131ZM184 123H186V122H184ZM182 124V125H185V124ZM24 124V123H23ZM232 124V123H231ZM53 125V124H52ZM90 125V124H89ZM88 125V126H89ZM135 125V124H134ZM189 125V124H188ZM204 125V124H203ZM232 125H234V124H232ZM57 126V125H56ZM55 126V127H56ZM84 126V125H83ZM93 126V125H92ZM190 126V125H189ZM189 126H187V128L189 127ZM198 126V125H197ZM218 126V125H217ZM242 126H243V124H242ZM245 126V125H244ZM34 127V126H33ZM53 127H54V125H53ZM59 127V126H58ZM81 127V126H80ZM90 127V126H89ZM94 127V126H93ZM93 127H92V129H93ZM95 127H97L96 125H95ZM100 127V126H99ZM186 127V125L183 127V128H185ZM247 127V126H246ZM15 128V127H14ZM18 128V127H17ZM29 128V127H28ZM60 128V127H59ZM79 128V127H78ZM115 128V127H114ZM113 128V129H114ZM220 128V127H219ZM245 128V127H244ZM261 128V127H260ZM259 128V130H261ZM90 129V128H89ZM103 129V128H102ZM112 129V128H111ZM112 129V130H113ZM127 129V128H126ZM129 129V128H128ZM134 129V128H133ZM194 129V128H193ZM197 129V128H196ZM201 129H203V131H204V127L202 126V128H200V130L199 131H201ZM246 130H245V136L246 137H244L245 139H247V138H249L250 140H252L253 138H255L254 137V134H253V130L252 129H250L249 127H247V128H245ZM53 130V129H52ZM76 130V129H75ZM80 130V129H79ZM91 130V129H90ZM89 130V131H90ZM101 130V129H100ZM99 130V131H100ZM103 130H106V129H103ZM115 130V129H114ZM130 130V129H129ZM132 130V129H131ZM189 130V128L187 129V131ZM195 130V129H194ZM219 130V129H218ZM225 130V129H224ZM240 130H242V129H239L238 128V126L237 127H233V129H232V133L234 134V133H238L237 134V137H238V135L239 134H241L242 135V133L240 132L239 133V131ZM257 130V129H256ZM1 131V130H0ZM19 131V130H18ZM24 131V130H23ZM25 131H26V129H25ZM50 131V130H49ZM80 131H82V130H80ZM95 131H97V130H95ZM133 131V130H132ZM177 130H173V132H170L169 130H168V135L166 136V138L164 139V140H159V142H158V145H156L154 142H150V141H144V143H146L147 144V147L145 148V149H143V151H141V152H143V154L140 156V157H142L141 159H143L142 161L145 163V168L147 169L146 171H148V176L151 178V181L154 183V186H155V196H156V200H157V202H154V201H156L155 200V197H154V201H153V197L152 198H150V199H147V200H150V201H145V203H146V206L145 207H143L142 209H140L139 207L137 208V210H135L134 211V213H133V216L131 217L132 218V220H131V224L129 223V221H127V219H125V221H127V229H129V228H131V229H129V231L130 230H132L133 231V236H135V235H137V233H139L140 234V236L139 235H137L136 237H133V240H136V246H135V249H133L132 248V245L134 244V243H132L131 241H130V243L132 244H130L131 245V247H130V245L128 244L129 242V238H130V235L129 234H131V233H129V231L128 230H126V227H125V225H124V227L122 226V228L123 229H125L126 231H127V233H126V231L124 230V236L127 234L129 237H127L128 238V241L127 242H124L125 244H127V245H129V247H128V249H127V247H126V245L125 244H123V245H125V249L124 248H121V249H123V251L122 250H120V253H121V251H122V253L125 255V256H128L129 258H131V260H130V262H132V264H201V263H203L201 260L199 261V257H198V255H199V249H198V246H197V233H196V230H195V228H194V226H193V223L192 222H195V224H197L196 223V221H193V220H191L192 218L190 217V216H192L191 215V212H193L192 210H194V212L196 211V212H201L202 213V216H201V218H202V220H203V218H209V216H210V213L211 212H209V211H207L210 207H207L208 206V202L210 201V202H212V201H214V200H208V199H210V198H208L207 200H206V198L208 197L207 195L205 196L206 198H205V202L204 203H202L201 205L199 204V202H198V200H197V197L195 196V195H193V193H190L189 192V190H187V188H184L182 185H181V181H184L183 179H182V174H180L179 173V170L180 169H182L183 167H185L186 168V166L188 167V165L186 164H184V163H186L187 162V160H186V162H184L185 160H184V157H186L185 155H187L188 153L186 152V150L184 149V146H183V139H181V138H179V136L177 135V134H174L175 132H176ZM182 131H184L183 129H182ZM185 131H186V129H185ZM186 131V132H187ZM223 131V130H222ZM221 131V132H222ZM10 132H11V130H10ZM13 132V131H12ZM76 132V131H75ZM74 132V133H75ZM94 132V131H93ZM113 132V131H112ZM195 132V131H194ZM259 132V131H258ZM2 133V132H1ZM3 133H5L4 131H3ZM7 133V132H6ZM28 133H29V131H28ZM27 133V134H28ZM30 133H31V131H30ZM45 133H46V131H45ZM48 133V132H47ZM52 133H53V131H52ZM73 133V132H72ZM80 133V132H79ZM84 133H86V132H84L83 131V134ZM109 133V132H108ZM128 133V132H127ZM126 133V134H127ZM133 133V132H132ZM183 133V132H182ZM197 133V132H196ZM203 133V132H202ZM227 133H229V132H227ZM257 133V132H256ZM255 133V134H256ZM260 133V132H259ZM13 133H11V135H12ZM15 134V133H14ZM36 134V133H35ZM40 134V133H39ZM42 134H43V132H42ZM81 134V133H80ZM80 134H78V135H80ZM87 134V133H86ZM89 134H91V133H89ZM97 134H99V133H97ZM104 134V133H103ZM187 134V133H186ZM244 134V133H243ZM253 134V135H252ZM263 134V133H262ZM262 134H258L257 133V136H259L258 138H259V141H258V144H259V149L261 150V156L262 157H259V155H257L258 156V158H257V160H258V164L257 165H259L258 167H259V171H258V177L256 178V179H258L257 180V182L256 181H253L252 182V185H251V189L254 191V192H256L255 194H258V193H263L264 194V137H262ZM29 135V134H28ZM37 135V134H36ZM44 135V134H43ZM92 135V134H91ZM91 135H90V137H91ZM100 135V134H99ZM106 135H108V134H106ZM110 135H113V134H111L110 133ZM132 135V134H131ZM185 135V134H184ZM202 135V134H201ZM200 135V136H201ZM213 135V134H212ZM2 137H3V135H1ZM12 136H14V135H12ZM61 136V135H60ZM83 136V135H82ZM81 136V137H82ZM86 136V135H85ZM98 136V135H97ZM190 136V135H189ZM211 136V135H210ZM222 136V135H221ZM229 136H231V135H229ZM244 136V135H243ZM7 137V136H6ZM20 137V136H19ZM32 137V136H31ZM30 137V138H31ZM37 137H40V136H37ZM36 137V138H37ZM89 137V136H88ZM95 137V136H94ZM93 137V138H94ZM101 137V136H100ZM126 137H127V135H126ZM142 137V136H141ZM213 137V136H212ZM211 137V139H213ZM226 137V136H225ZM231 137H234V136H231ZM236 137V138H237ZM10 138V137H9ZM26 138V136L24 137V139ZM42 138V137H41ZM40 138V139H41ZM44 138V137H43ZM79 138H80V136H79ZM92 138V137H91ZM91 138H90V140H91ZM132 138V136L130 137V139ZM203 138V137H202ZM239 138V137H238ZM237 138V139H238ZM15 139V138H14ZM20 139V138H19ZM22 139V138H21ZM20 139V140H21ZM28 139V138H27ZM26 139V140H27ZM32 139H33V137H32ZM81 140H83L82 138H80ZM102 139H104V138H102ZM106 139V138H105ZM127 139V138H126ZM229 139H231V138H229ZM235 139V138H234ZM234 139H232V141L234 140ZM236 139V140H237ZM240 139V141H241V138H239ZM1 140V139H0ZM2 140H4V139H2ZM13 140V139H12ZM16 140V139H15ZM34 140V139H33ZM57 140V139H56ZM59 140V139H58ZM121 140V139H120ZM137 140H139V139H137ZM203 140V139H202ZM201 140V141H202ZM220 140V139H219ZM248 140V139H247ZM246 140V141H247ZM255 140V139H254ZM18 141V140H17ZM22 141H24V140H22ZM42 141V140H41ZM46 141H47V139H46ZM96 142L95 143H97V141H99V139H96L95 140ZM100 141L102 142V140H101V138H100ZM99 141V144H101V142ZM105 141H107V140H105ZM122 141H125V139L124 140H122ZM130 141V140H129ZM132 141V143H135L136 145L138 144V143H141L140 141L137 143L136 142V140H131ZM135 141V142H134ZM189 141H190V139H189ZM205 141V140H204ZM208 141V140H207ZM1 142V141H0ZM3 142V141H2ZM5 142H8V141H6L5 140ZM27 142V141H26ZM32 142V141H31ZM91 142V141H90ZM119 142H121V141H119ZM210 142V141H209ZM216 142V141H215ZM227 142V141H226ZM234 142H235V140H234ZM233 142V143H234ZM243 142V141H242ZM242 142H240V143H242ZM4 143V142H3ZM22 143H24V142H22ZM36 144H37V142H35ZM47 143V142H46ZM55 143V142H54ZM104 143V142H103ZM108 143H111V142H108ZM160 143H162V145H161V147H160ZM207 143V142H206ZM206 143H203V145L204 144H206ZM211 143V142H210ZM217 143H219V142H217ZM216 143V144H217ZM236 143V142H235ZM14 144H16L15 143V141H14ZM19 144H21L20 142H19ZM25 144H27V143H25ZM29 144V143H28ZM35 144V145H36ZM86 144H88V142H86ZM93 144V143H92ZM105 144V143H104ZM112 144V143H111ZM115 144H117L116 142H115ZM124 144V143H123ZM129 144H130V146H128V147H131V142H129ZM135 144H132L133 146H135ZM142 144V143H141ZM141 144H140V146H141ZM212 144H213V142H212ZM212 144H210V145H212ZM224 145L226 144V143H223ZM222 144V145H223ZM229 144V143H228ZM232 144V143H231ZM2 145H6V144H2ZM18 145V144H17ZM23 145V144H22ZM30 145V144H29ZM35 145L33 146V147H35ZM43 145V144H42ZM79 145V144H78ZM96 145V144H95ZM103 145V144H102ZM109 145V144H108ZM122 145V144H121ZM126 144H124L123 146H125ZM10 146V145H9ZM9 146H7V147H9ZM14 146V145H13ZM20 146V145H19ZM26 145H23V147H25ZM39 146H40V144H39ZM52 146V145H51ZM54 146V145H53ZM84 146V145H83ZM88 145H86V147L85 148H87V149H90V148H88L87 147ZM90 146H91V144H90ZM117 146V145H116ZM119 146V145H118ZM123 146H120L121 148L123 147ZM138 146V145H137ZM221 146V145H220ZM246 146V145H245ZM251 146H252V144H251ZM101 147V146H100ZM105 147V146H104ZM109 147H110V145H109ZM108 147V148H109ZM117 148V149H119V150H121L122 152L125 150V149H121V148ZM127 147V146H126ZM136 147V146H135ZM134 147V149H136ZM142 148H143V146H141ZM195 147V146H194ZM224 147V146H223ZM1 148H4V147H1ZM10 148V147H9ZM20 148V147H19ZM27 148V147H26ZM32 148V147H31ZM42 148V147H41ZM52 148V147H51ZM57 148V150H58V147H56ZM67 148H69V147H67ZM91 148H93L92 146H91ZM103 148V147H102ZM106 148V147H105ZM131 148H133V147H131ZM140 148V147H139ZM207 148V147H206ZM225 148H226V146H225ZM251 148V147H250ZM7 149V148H6ZM36 149V148H35ZM47 151L46 152H49L48 151V148H45ZM45 149H43L44 151H45ZM54 149V148H53ZM74 149H75V147H74ZM94 149V148H93ZM92 149V152L93 153H96V154H94V155H98V156H100L97 152H101V151H97V152H94V150ZM207 149H210V147L209 148H207ZM229 149V148H228ZM21 150V149H20ZM37 150V149H36ZM41 150V149H40ZM54 150H56V149H54ZM56 150V151H57ZM64 150V149H63ZM77 150V149H76ZM105 150V149H104ZM104 150L102 151V154H104L103 152H104ZM118 150V151H119ZM139 150V149H138ZM238 150V149H237ZM1 151H3V149L1 150ZM38 151V150H37ZM69 151H71V148H70V150ZM84 151V150H83ZM121 151H119V152H121ZM126 151V150H125ZM227 151V150H226ZM21 152V151H20ZM26 152V151H25ZM24 152V153H25ZM59 152V151H58ZM64 152V151H63ZM90 152V151H89ZM129 150H128V152L126 151L125 153L127 154H129ZM217 152V151H216ZM215 152V153H216ZM228 152V151H227ZM246 152L247 151H245V150H243V149H241V150H239V151H236L235 152V154H237L236 155V157H233V159H231V160H226L227 161V165H226V163L224 164V166L226 165L227 166V168L228 169H226L227 170V172H224V173H228L229 171H233V172H235L237 169L238 170H240V174H238V175H240L241 177L240 178H244V180L245 181H247L248 180V182H249V178H248V175H247V173H248V170L250 169V166H249V163H247L248 161H245V159H243V160H241V158H243V157H245V156H247L246 155ZM254 152V151H253ZM21 153H23V151L21 152ZM20 153V154H21ZM40 153H42V152H40ZM57 153V152H56ZM79 152H77V154H78ZM125 153H123V154H125ZM135 153V152H134ZM134 153L132 154V156L134 155ZM136 153H138V152H136ZM135 153V154H136ZM139 153H140V151H139ZM161 154L160 155V157H159V159H157V161L158 160H160V162L162 163V165H161V163L160 164H156L155 163V158L158 156V154ZM19 154V155H20ZM37 154V153H36ZM43 154H44V152H43ZM46 154V153H45ZM55 154V153H54ZM72 154V153H71ZM80 154V153H79ZM78 154V155H79ZM86 154H88V152L86 153ZM90 154V153H89ZM101 154V153H100ZM101 154V155H102ZM119 154V153H118ZM199 154V153H198ZM197 154V155H198ZM224 154H225V152H224ZM34 155V154H33ZM37 155H39V154H37ZM51 155V154H50ZM63 155H65V154H63ZM78 155H76L75 153H73V156L75 157V156H78ZM94 155H91V157L92 156H94ZM106 155H107V152H106ZM249 155V154H248ZM2 156H3V154H2ZM1 156V157H2ZM8 156V155H7ZM21 156V155H20ZM40 156V155H39ZM44 157H45V155H43ZM70 156V155H69ZM86 156V155H85ZM90 156V155H89ZM103 156V155H102ZM121 158H123L124 156H126V155H122L121 154ZM128 156H130V155H127L125 158H127ZM131 156V157H132ZM136 156H138L137 154H136ZM135 156V157H136ZM139 156H138V158L136 159L135 157V159L136 160H138L139 159ZM191 156V155H190ZM193 156V155H192ZM24 157V156H23ZM32 157V156H31ZM41 157V156H40ZM47 157V156H46ZM65 157H67L66 155H65ZM96 157V159L98 160V158H97V156H95ZM95 157H94V159H89L88 157V159H89V161L90 160H95ZM101 157V156H100ZM99 157V158H100ZM187 157H189V155H187ZM194 157V156H193ZM193 157H190V158H193ZM237 157H239V159L237 158ZM251 157V156H250ZM8 158V157H7ZM10 158V157H9ZM26 158V157H25ZM33 158V157H32ZM31 158V159H32ZM37 158V157H36ZM63 158V157H62ZM72 158V157H71ZM85 158V157H84ZM116 159L117 158V160H121L118 156H116V157H113V159ZM134 158H131V160L133 159L134 160ZM213 158V157H212ZM247 158V157H246ZM1 159V158H0ZM5 159V158H4ZM29 159V158H28ZM27 159V160H28ZM38 159V158H37ZM41 159V158H40ZM39 159V160H40ZM43 159V158H42ZM45 159V161H47V163L49 164L50 162H48V160L47 159H49V158H44ZM44 159H43V163L45 162L44 161ZM53 159H54V157H53ZM60 159V158H59ZM66 159V158H65ZM67 159H69L68 157H67ZM114 159V160H115ZM124 159V158H123ZM122 159V160H123ZM130 159V158H129ZM141 159H139L140 161L139 162H141ZM3 160V159H2ZM8 160H10V159H8ZM23 160H24V158H23ZM52 160V159H51ZM87 160V159H86ZM101 160V159H100ZM116 160V161H117ZM125 160V159H124ZM127 160H128V158H127ZM131 160H129V161H131ZM132 160V161H133ZM62 161H64V160H62ZM83 161V160H82ZM113 161V160H112ZM132 161H131V163L130 164H132ZM192 161V160H191ZM2 162V161H1ZM4 162V161H3ZM21 162H23V161H21ZM25 162V161H24ZM28 162H30V160H28ZM27 162V163H28ZM53 162H54V160H53ZM53 162H52V165H53ZM84 162V161H83ZM91 162H93V166H91V167H94V162L95 161H91ZM97 162V161H96ZM100 163L102 162V161H99ZM118 162V161H117ZM134 162V161H133ZM215 162V161H214ZM225 162V161H224ZM39 162H37V164H38ZM40 163H42L41 162V160H40ZM42 163V164H43ZM46 163V164H47ZM98 163V162H97ZM119 163V162H118ZM135 164H137V162L135 161L134 162ZM191 163V162H190ZM189 163V164H190ZM200 163V162H199ZM199 163H197L198 165H199ZM205 163V162H204ZM1 164V163H0ZM18 164H20V163H18ZM55 164H58V163H55ZM83 164V163H82ZM115 164H117V163H115ZM122 164V163H121ZM192 164H193V162H192ZM212 164V163H211ZM217 164H218V162H217ZM255 164V163H254ZM6 165V164H5ZM14 165V164H13ZM26 165V163L25 164H23V166H25ZM28 165V164H27ZM27 165H26V168H23V169H27V170H29V166H30V163H29V165H28V167H27ZM33 165V164H32ZM35 165V164H34ZM39 165V164H38ZM66 165H68V164H65V166ZM85 165H88V164H85ZM100 165V164H99ZM133 165V164H132ZM141 165H142V163H141ZM161 165V166H160ZM165 166L164 168L162 167V166ZM184 165V166H183ZM257 165H255V166H257ZM0 166H3V165H0ZM40 166V165H39ZM51 166V165H50ZM55 166V165H54ZM54 166H52V168L54 167ZM62 166H64V165H62ZM82 165H80V167H81ZM96 166V165H95ZM124 166H126V165H124ZM129 166V165H128ZM140 166V165H139ZM143 166V165H142ZM193 166H194V164H193ZM213 166V164L210 166H206L207 168H204V169H202V167H201V169H200V167H199V169H197L198 168V166H196L197 168H195V169H197L195 172H194V175H202V176H204V175H211L212 173L214 174V170L215 169H217V167L215 166V169L212 167ZM220 166V165H219ZM254 166V167H255ZM6 167H7V165H6ZM13 167V166H12ZM18 167V166H17ZM32 167V166H31ZM38 167V166H37ZM57 167V166H56ZM67 167V166H66ZM88 167H89V165H88ZM90 167V168H91ZM102 167V166H101ZM129 167H131V166H129ZM144 167V166H143ZM204 167V166H203ZM3 168V167H2ZM45 168H49V167H45ZM61 168V167H60ZM62 168H65V167H62ZM84 168H85V166H84ZM87 168V167H86ZM90 168H89V170H90ZM126 168H128V167H126ZM218 168H220V167H218ZM34 169V168H33ZM39 169V168H38ZM57 169H59V168H57ZM94 169H96V168H94ZM186 169H188V168H186ZM222 168H220V170H221ZM224 169V168H223ZM224 169V170H225ZM2 169H0V171H1ZM4 170V169H3ZM35 171H36V169H34ZM41 171H42V169H40ZM40 170H37V171H39L40 172V175L42 176V172L40 171ZM53 170V169H52ZM73 170V169H72ZM98 170V169H97ZM120 170V169H119ZM119 170H118V173H119ZM123 170H125L124 168H123ZM138 170V169H137ZM183 170H184V168H183ZM189 170V169H188ZM191 170V171H190ZM189 171V174L192 172V169H190ZM15 171H16V169H15ZM30 171V170H29ZM29 171H26V172H29ZM33 170H31V172H29V173H33L34 172V176H35V171H33ZM36 171V173H39V172H37ZM46 172V170H43V174L45 175V172ZM53 171H55V170H53ZM53 171L51 172V170H50V173H52L53 174ZM63 171V170H62ZM78 171V170H77ZM80 171H81V169H80ZM87 171V170H86ZM91 171V170H90ZM92 171H95V170H92ZM115 171V170H114ZM122 171V170H121ZM139 172L141 171V170H138ZM185 171V170H184ZM187 171V170H186ZM9 172V171H8ZM24 172V171H23ZM82 172H84V171H82ZM81 172V173H82ZM136 172V171H135ZM134 172V173H135ZM218 172V171H217ZM1 173V172H0ZM16 173V172H15ZM18 173V172H17ZM28 173V174H29ZM46 173H48V170H47V172ZM63 173H65V172H63ZM87 173V172H86ZM85 173V174H86ZM89 173V172H88ZM87 173V174H88ZM98 173H99V170H98ZM97 173V174H98ZM100 173H102V172H100ZM131 173H133V172H131ZM186 173H188V172H186ZM216 173V172H215ZM219 173V172H218ZM221 173V172H220ZM223 173V174H224ZM10 174V173H9ZM13 174V173H12ZM22 174V173H21ZM31 174H29V175H31ZM51 174V175H52ZM84 174V173H83ZM84 174V176H85V178H86V175ZM91 174V173H90ZM97 174H94V175H97ZM140 174V173H139ZM142 174V176L143 175H146V174H143V172L141 173ZM179 174L181 175V177H180V179H181V181H179ZM189 174H186L185 176H187V177H189ZM192 174H193V172H192ZM217 174V173H216ZM222 174V173H221ZM3 175H5V174H3ZM20 175V174H19ZM48 174H46L45 176H47ZM65 175V174H64ZM92 175V174H91ZM90 175V176H91ZM102 175V174H101ZM131 175V174H130ZM133 175V174H132ZM200 175V176H201ZM229 175V174H228ZM227 175V176H228ZM255 175V174H254ZM12 176V175H11ZM9 177L10 179L13 177L14 178V176H12V177ZM23 176V175H22ZM21 176V177H22ZM25 176V175H24ZM49 176V175H48ZM47 176V177H48ZM53 176V175H52ZM135 176H136V174H135ZM141 176V177H142ZM192 176V175H191ZM190 176V177H191ZM214 176V175H213ZM217 176V175H216ZM17 177V176H16ZM26 177H28V175H26ZM43 177V176H42ZM50 177V176H49ZM99 177H101V176H99ZM122 177V176H121ZM126 177V176H125ZM125 177H123L122 179H121V181L125 178ZM131 177V176H130ZM139 177V176H138ZM190 177H189V179H190ZM193 177H195V176H193ZM197 177V176H196ZM215 177V176H214ZM218 177H219V174H218ZM233 177H234V175H233ZM9 178H8V180H9ZM29 178V177H28ZM44 178V177H43ZM54 178V177H53ZM132 178V177H131ZM134 178V177H133ZM132 178V179H133ZM140 178V177H139ZM227 178V177H226ZM4 179V178H3ZM18 179V178H17ZM21 179V178H20ZM23 179V178H22ZM33 179H34V177H33ZM36 179V178H35ZM34 179V180H35ZM42 179V178H41ZM40 179V180H41ZM47 179H49V178H47ZM67 179V178H66ZM128 179V178H127ZM136 179L137 180H139L137 177H136ZM136 179H134V180H136ZM141 179V178H140ZM144 179H147V177L146 178H144ZM143 179V180H144ZM149 179V178H148ZM147 179V180H148ZM191 179H192V177H191ZM194 179V178H193ZM212 179H213V177H212ZM217 179H219V178H217ZM217 179H216V182H218L217 181ZM225 179V178H224ZM255 179V180H256ZM2 180V179H1ZM0 180V181H1ZM6 179H4V181H2V182H7L8 183V180H6ZM16 180V179H15ZM44 180H46V179H44ZM50 180H52V179H50ZM87 180V179H86ZM94 180V182H96L95 181V178H92V180L91 181H93ZM97 180V179H96ZM136 180V181H137ZM150 180V179H149ZM19 181H21V180H19ZM48 180H46V182H47ZM54 181V180H53ZM64 181V180H63ZM73 181V180H72ZM80 181H81V179H80ZM83 181H84V179H83ZM90 180H88V182H89ZM90 181V182H91ZM117 181V180H116ZM120 181V180H119ZM124 181H126L127 182V180L126 179H124ZM135 181V182H136ZM142 180H140V182H141ZM151 181H150V183H151ZM191 181V180H190ZM16 182H18V181H16ZM15 182V183H16ZM57 182H59L58 180H57ZM97 182H98V180H97ZM96 182V183H97ZM114 182V181H113ZM134 182V181H133ZM139 182V183H140ZM143 183H145L144 181H142ZM148 182L149 181H147V183L146 184H148ZM188 182H189V180H188ZM192 183H193V181H191ZM13 184L14 182H9L8 184ZM52 183V182H51ZM69 183V182H68ZM74 183V182H73ZM73 183H72V185H73ZM101 182H99V184H100ZM121 183H123V182H119V185H120V187H119V185H118V188H119V190H120V188H121V190L122 189H124L125 188V186H124V188H122V186H121ZM127 183H129V181L127 182ZM187 183V182H186ZM199 183H200V181H199ZM211 183V182H210ZM219 183V182H218ZM17 184V183H16ZM15 184V186H17ZM19 184H20V182H19ZM31 184H32V182H31ZM42 184V183H41ZM41 184H39V186L41 187ZM57 185L59 184V183H56ZM55 184V185H56ZM65 184V183H64ZM74 184H76V183H74ZM86 184V183H85ZM106 184V183H105ZM108 184V183H107ZM106 184V185H107ZM116 184V183H115ZM152 184V183H151ZM223 184H224V188L226 187V189L227 188H229L230 187V182H228L227 181V179H225V181L223 182ZM0 185H2L3 187H5L6 188V186H7V189H5V190H7V191H9L10 189H12V187H11V185H7L6 184V186H5V184L3 185V183H1ZM33 185L34 186H36L34 183H33ZM32 185V186H33ZM47 185V184H46ZM45 185V186H46ZM61 184H59V186H60ZM66 185V184H65ZM77 185H79V184H77ZM81 185V184H80ZM79 185V187H81ZM84 185V184H83ZM82 185V186H83ZM89 185H90V183H89ZM123 185V184H122ZM126 185V184H125ZM221 185V184H220ZM10 186V187H9ZM43 184H42V187L44 188L45 187ZM51 186V185H50ZM88 186V185H87ZM93 186H94V183H93ZM113 186V185H112ZM204 186V184L202 183V188H204L205 189V187H203ZM217 186H218V184H217ZM245 186H246V184H245ZM244 186V187H245ZM8 187L10 188L9 190H8ZM13 187H14V185H13ZM18 187V186H17ZM42 187H41V189H42ZM85 186H83V188H84ZM90 187V186H89ZM114 187H117V186H114ZM246 187H248V186H246ZM1 188V192L0 193H2V195L0 194V196L2 197L3 196V193H6L5 192V190H4V192H3V189H2V187H0ZM19 188H21L20 186H19ZM35 188H38V187H35ZM91 188V187H90ZM153 188V187H152ZM192 188H194V187H192ZM222 188H223V186H222ZM232 188V187H231ZM52 189V188H51ZM50 189V191H52ZM58 189H60V188H58ZM63 189V188H62ZM208 189H211V188H208ZM225 189V190H226ZM230 189V188H229ZM229 189H227L226 190V192L228 191V194H225V195H221V194H223V192L221 193V194H219V197H214L213 199H215L216 201H218L219 200V203H220V208H219V210H220V218H222V220L221 221H223L222 223L224 224L222 227H223V229H221V232H220V234L222 233L223 234V232H222V230H224V236L226 235V237L228 238V239H230V241H227V239H226V241H227V244H229V242H232V245L234 244H238V245H241V247H244L245 248V250H246V255L243 257L241 254H240V259H238L239 260V263L240 264H264V239L262 240V242L260 243V241H259V243L260 244H258V246L256 245L257 244V242L256 241H253V242H256V244H254L248 237H246V239L244 238V237H242V229L240 230L239 229V226L235 223V220H234V218H233V215L235 214V212L236 213H242V215L245 217V219H248L249 217H250V214H248V210H247V207H245V204H244V202H247V200H245V201H243V199H245V198H241V197H238L236 194H234V193H229ZM234 189V188H233ZM13 191H14V189H12ZM16 190V189H15ZM18 190V189H17ZM79 190V189H78ZM84 189H82V190H79V191H83ZM114 190V189H113ZM112 190V191H113ZM118 190V191H119ZM126 190V189H125ZM231 190V189H230ZM244 190V189H243ZM250 190V189H249ZM11 191V190H10ZM13 191H11V192H13ZM44 191V190H43ZM45 191H47V190H45ZM44 191V192H45ZM59 191V190H58ZM152 191V190H151ZM197 190L195 189V191L194 192H196ZM208 191V190H207ZM222 191V190H221ZM233 191V190H232ZM234 191H235V189H234ZM240 191V190H239ZM10 192V193H11ZM40 192H41V190H40ZM55 192V191H54ZM84 192V191H83ZM198 192V191H197ZM196 192V193H197ZM204 193V191L202 190L201 191V193L200 194H203ZM208 192H210V191H208ZM241 192V191H240ZM247 192V191H246ZM245 192V193H246ZM14 193V192H13ZM13 193H11V194H13ZM16 193H18L17 191H16ZM61 193H62V191H61ZM63 193H65L64 191H63ZM68 193V192H67ZM118 193V192H117ZM7 194H8V192H7ZM45 194V193H44ZM54 194V193H53ZM56 194V193H55ZM79 194V193H78ZM151 194V193H150ZM206 194H207V192H206ZM211 194V193H210ZM241 194V193H240ZM9 195V194H8ZM7 195V196H8ZM17 195V194H16ZM49 195V194H48ZM48 195H44V197L46 196H48ZM56 195H58V194H56ZM77 195V194H76ZM199 194H197V196H198ZM209 195V194H208ZM12 196V195H11ZM51 196H53V195H51ZM64 196H66V195H64ZM64 196H62V197H64ZM68 196H69V193H68ZM263 196V195H262ZM10 197V196H9ZM19 197V196H18ZM50 197V196H49ZM61 197V196H60ZM75 196L73 195V198H74ZM78 197H80V194H79V196ZM78 197H77V199H78ZM200 197V196H199ZM245 197V196H244ZM5 198H6V195H5ZM10 198H12V197H10ZM15 198H16V196H14V200L12 199V201H11V203L14 201H16V200H18L17 198H16V200H15ZM51 198V197H50ZM49 198V199H50ZM54 198V197H53ZM69 199L71 198L70 196L68 197ZM67 198V199H68ZM81 198V197H80ZM87 198V197H86ZM204 198V197H203ZM247 198V197H246ZM251 198V197H250ZM1 199V198H0ZM3 199V198H2ZM85 199V198H84ZM102 200H103V198H101ZM42 200H45V199H42ZM46 200H47V198H46ZM45 200V202L46 203H48L47 201ZM54 200H56V199H54ZM58 200V199H57ZM73 200V199H72ZM151 200L153 201L152 203H151ZM249 200H251V199H249ZM258 200H259V197H258ZM264 200V199H263ZM10 201V200H9ZM19 201H21V200H19ZM18 201V202H19ZM39 201V200H38ZM61 201H62V198H61ZM90 201V200H89ZM88 201V202H89ZM92 201H94V200H92ZM100 201V200H99ZM104 201L105 200H103V203H104ZM200 201V200H199ZM202 201V200H201ZM201 201H200V203H201ZM204 201V200H203ZM253 201V200H252ZM255 202H253V203H251V206H252V208H254V210L259 214V216H261V220H262V222L264 223V212L262 211L263 210V206H262V204H260V203H257V202H259V201H261V200H259V201H256V200H254ZM8 204H9V202L8 201H6ZM63 202H64V199H63ZM83 201H81V203H82ZM91 202V201H90ZM98 202V201H97ZM111 202V201H110ZM147 202H150V203H148L147 204ZM1 203V202H0ZM17 202H15V204H16ZM35 203V202H34ZM40 203V202H39ZM43 203V202H42ZM45 203V204H46ZM52 203V202H51ZM68 203V202H67ZM78 203H80L79 201H78ZM80 203V204H81ZM100 203V202H99ZM99 203L97 204V205H99ZM144 203V204H145ZM218 203V204H219ZM263 203V202H262ZM8 204H6V206H8ZM28 204V203H27ZM27 204H25V205H27ZM35 204H38V203H35ZM44 204V205H45ZM66 204V203H65ZM73 204V203H72ZM71 204V205H72ZM85 204H87V202H85ZM92 204V203H91ZM91 204H89V205H91ZM108 204V203H107ZM212 204V203H211ZM215 204V203H214ZM217 204V205H218ZM249 204V203H248ZM2 205V204H1ZM17 205H19V204H17ZM29 205H31V204H29ZM43 204H41L40 206H42ZM47 205V204H46ZM63 205V204H62ZM67 205V204H66ZM82 205V204H81ZM88 205V204H87ZM95 205V204H94ZM94 205H92V206H94ZM103 205V204H102ZM101 205V206H102ZM105 205V204H104ZM110 205V204H109ZM113 205V204H112ZM5 206V205H4ZM5 206V207H6ZM10 206V210H11V208H13V210H16V209H19L20 207V205L17 207L16 205H15V207H13L14 205H13V203H12V206L11 205H9ZM8 206V207H9ZM31 206H33V205H31ZM37 205H35V207H36ZM39 206V205H38ZM37 206V207H38ZM39 206V207H40ZM59 206V205H58ZM61 206V205H60ZM75 208H76V206L75 205H73ZM96 206V205H95ZM142 206V205H141ZM172 206H175L177 209H178V216H179V219H180V222L176 219V213H175V210L173 209V207ZM1 207V206H0ZM30 207V206H29ZM34 207V208H35ZM39 207H38V209H39ZM43 207V206H42ZM42 207L40 208V211L39 212H41V211H44V209H42ZM45 207V206H44ZM63 207V206H62ZM61 207V208H62ZM86 207V206H85ZM89 207V206H88ZM2 208V207H1ZM28 208V207H27ZM65 208V207H64ZM63 208V209H64ZM69 208V207H68ZM82 208H84V207H82ZM97 208V207H96ZM108 208V207H107ZM208 208V209H207ZM217 208V207H216ZM8 209V208H7ZM22 209V211H23V208H21ZM21 209H19V211H14V212H16V214H14L13 212H12V210H11V214L13 215H18L20 212V214L21 215H23V213H22V211H21ZM66 209V208H65ZM71 209H72V207H71ZM79 209V208H78ZM88 209V208H87ZM86 208L84 209L85 211L87 210ZM91 209V208H90ZM134 209V208H133ZM133 209H132V211L131 212H133ZM153 209H154V211L155 210H157V211H159L160 212V215L159 216H157V215H155V214H153L152 213V211H153ZM0 210H2V209H0ZM30 210V209H29ZM34 210H36V208L34 209ZM34 210L32 211L31 210V212H33V213H37V212H34ZM57 210H59V208L57 209ZM56 210V211H57ZM105 210H107V209H105ZM109 210H111V208L109 209ZM3 211H4V208H3ZM25 211V210H24ZM23 211V212H24ZM28 211V210H27ZM64 211H66V210H64ZM63 211V212H64ZM72 211V210H71ZM75 211V210H74ZM89 211V210H88ZM153 211V212H154ZM2 212V211H1ZM19 212V213H18ZM26 212V211H25ZM24 212V214H26ZM29 212V211H28ZM31 212H30V215H31ZM38 212V213H39ZM66 212H68V211H66ZM93 212H94V210H93ZM96 213H98L97 211H95ZM100 212V211H99ZM102 212H104L103 211V209H102ZM102 212H100V213H102ZM106 212V211H105ZM251 212V211H250ZM256 212H254V213H251V214H255ZM3 213V212H2ZM42 213V212H41ZM45 213V212H44ZM58 213V212H57ZM61 213V212H60ZM82 213V212H81ZM85 213V212H84ZM89 212H87V214H88ZM234 213V214H233ZM7 214H8V212H7ZM10 214V213H9ZM51 214V213H50ZM69 214V213H68ZM86 214V213H85ZM86 214V215H87ZM190 214V215H189ZM1 215H3L2 217L4 218L5 216H4V214H1ZM27 215V214H26ZM26 215H23L22 217H24V216H26ZM28 215H29V213H28ZM27 215V216H28ZM29 215V216H30ZM34 215V214H33ZM45 214H41V216H44ZM81 215H83V214H81ZM99 215V214H98ZM19 216V217H18ZM18 216H16V217H18V218H21V216L20 215H18ZM26 216V217H27ZM28 216V217H29ZM32 216V215H31ZM30 216V217H31ZM35 216V215H34ZM34 216H32V218H34L35 219V217ZM36 218H41V216L40 217H38L39 216V214L37 215L36 214ZM66 216V215H65ZM68 216V215H67ZM85 216V215H84ZM83 216V217H84ZM130 216V215H129ZM12 217V216H11ZM25 217V218H26ZM61 217V216H60ZM63 217V216H62ZM94 217V216H93ZM99 217V216H98ZM101 217V216H100ZM103 217V216H102ZM198 217V216H197ZM3 218H1L0 217V220L1 219H3ZM25 218H24V220H25ZM56 217H54V219H55ZM66 218V217H65ZM64 218V219H65ZM69 218V217H68ZM90 218V217H89ZM96 218V217H95ZM124 217H122V219H123ZM128 218V217H127ZM200 218V217H199ZM5 219H8V218H6L5 217ZM4 219V220H5ZM12 219V218H11ZM27 219V218H26ZM29 219V222H30V218H28ZM58 219V218H57ZM69 219H72V218H69ZM78 219V218H77ZM97 219V218H96ZM95 219V220H96ZM129 219V218H128ZM211 219V218H210ZM224 219V220H223ZM236 219V218H235ZM250 219V218H249ZM15 220H17V219H15ZM50 220V219H49ZM60 220V219H59ZM74 220V219H73ZM80 220V219H79ZM82 220V219H81ZM80 220V221H81ZM94 220V221H95ZM98 220V219H97ZM218 220V219H217ZM20 221V220H19ZM22 221V220H21ZM27 221L28 220H26V223H27ZM35 221H36V219H35ZM34 221V222H35ZM72 221V220H71ZM70 221V222H71ZM92 221H93V219H92ZM91 221V222H92ZM122 221V220H121ZM124 221V220H123ZM198 221H199V219H198ZM197 221V222H198ZM201 221V220H200ZM199 221V222H200ZM24 222L25 221H23V223L22 222H20V225H21V223L22 224H24ZM42 223H43V227H44V225L45 224H47V222H45V220L44 221H41ZM41 222H39V224L41 223ZM44 222H45V224H44ZM57 222V221H56ZM88 222V221H87ZM181 222L183 223V224H181ZM198 222V223H199ZM215 222V221H214ZM219 222V221H218ZM259 222V221H258ZM14 223H16V222H14ZM32 223V222H31ZM42 223H41V226H42ZM50 223V222H49ZM48 223V225H50ZM73 224L75 223V222H72ZM86 223V222H85ZM122 223H124V222H122ZM261 223V222H260ZM10 224H12V223H10V221H9V224H7L8 226L10 225ZM19 224V223H18ZM18 224H16V225H18ZM78 224H79V222H78ZM89 224V223H88ZM113 225H114V223H112ZM111 224V225H112ZM125 224V223H124ZM200 224V223H199ZM199 224H198V226H199ZM204 224H206V223H204ZM25 225V224H24ZM62 225V224H61ZM64 225V224H63ZM66 225V224H65ZM90 225V224H89ZM123 225V224H122ZM264 225V224H263ZM262 225V226H263ZM5 226H6V222H5ZM39 226V225H38ZM40 226V227H41ZM67 226V225H66ZM65 226V227H66ZM74 226H75V224H74ZM93 226V225H92ZM198 226H196V228L198 227ZM201 226V225H200ZM202 226H203V224H202ZM258 226H259V224H258ZM7 227V226H6ZM12 227V226H11ZM13 227H17V226H13ZM18 227H19V225H18ZM76 227V226H75ZM77 227H78V225H77ZM85 227V226H84ZM110 227V226H109ZM113 226H111L110 228H112ZM119 227H121V224L119 225ZM256 227V226H255ZM3 228V227H2ZM0 229L2 232L4 231V228L3 229ZM27 228H29V227H27ZM26 228V229H27ZM30 228H31V230L30 231H32V228H36V226L34 225V226H32L31 224H30ZM29 228V229H30ZM38 229H39V227H37ZM42 228V227H41ZM61 228V227H60ZM63 228V227H62ZM62 228H61V230H62ZM70 228V227H69ZM101 228V227H100ZM108 228V227H107ZM109 228V229H110ZM115 228V227H114ZM118 228V227H117ZM200 228V227H199ZM199 228H197V229H199ZM206 228H207V226H206ZM250 228V227H249ZM7 229V228H6ZM6 229H5V231L4 232H6ZM13 229V228H12ZM18 229H20V228H18ZM24 229V228H23ZM43 229V228H42ZM44 229H45V227H44ZM66 229V228H65ZM96 229V228H95ZM102 229V228H101ZM101 229H98L97 228V231H100ZM122 229V230H123ZM257 229V228H256ZM262 229V228H261ZM14 230H17V229H14ZM14 230H12L13 232H14ZM28 230V229H27ZM35 230H37V229H35ZM40 230V229H39ZM38 230V231H39ZM50 230V229H49ZM55 230V229H54ZM73 230V229H72ZM106 230H108V229H106ZM244 230V229H243ZM258 230V229H257ZM8 231H9V233H10V238H11V236H12V234H11V232H10V230L8 229ZM8 231H7V233H8ZM20 231V230H19ZM18 231V234L22 231H20L19 232ZM29 231V232H30ZM60 231V230H59ZM96 231V230H95ZM94 231V232H95ZM103 231V230H102ZM116 231V230H115ZM246 231V230H245ZM260 231V230H259ZM2 232H0V236L2 237V238H0L1 239V242H2V239L4 238H6L7 237V239L9 240L10 238H8V234H3L2 235ZM3 232V233H4ZM12 232V233H13ZM17 232V231H16ZM16 232H14V234H13V236H15V233ZM23 232V231H22ZM21 232V233H22ZM28 232V231H27ZM46 233H47V230L45 231ZM66 232V231H65ZM112 232V231H111ZM24 233V232H23ZM31 233V232H30ZM51 233H53V232H51ZM62 233V232H61ZM69 233V232H68ZM109 233V232H108ZM113 233V232H112ZM126 233V234H125ZM247 233V232H246ZM32 234H33V231H32ZM42 234V233H41ZM54 234V233H53ZM58 234V233H57ZM101 234V233H100ZM100 234H98V235H100ZM107 234V233H106ZM111 234V233H110ZM116 234V233H115ZM199 234V233H198ZM244 234V233H243ZM262 234V233H261ZM16 235H17V233H16ZM23 234H20V238H22L21 236H22ZM49 236V235H51V234H44V236ZM63 235V234H62ZM103 235V234H102ZM122 235V234H121ZM122 235V236H123ZM126 235V236H127ZM29 236H30V234H29ZM41 236V235H40ZM44 236H43V238H44ZM47 236V237H48ZM69 236V235H68ZM95 236V235H94ZM101 236V235H100ZM111 236V235H110ZM113 236V235H112ZM132 236V235H131ZM205 236V235H204ZM217 236H218V238H220V239H222L218 234H217ZM247 236V235H246ZM19 237H17L16 236V238L15 237H12V239L13 238H15V239H19ZM42 237V236H41ZM47 237H45V238H47ZM50 237V236H49ZM49 237H48V239H49ZM65 237H66V235H65ZM96 237V236H95ZM94 237V238H95ZM118 237V236H117ZM212 237V236H211ZM211 237L209 238V239H211ZM254 237V236H253ZM256 237V236H255ZM261 237V236H260ZM264 237V236H263ZM263 237H261V238H263ZM42 238V239H43ZM59 238V237H58ZM63 238V237H62ZM97 238V237H96ZM95 238V239H96ZM115 238V237H114ZM247 238H248V240H247ZM257 238V237H256ZM60 239V238H59ZM66 239H67V237H66ZM102 239H103V237H102ZM111 239V238H110ZM119 240L120 239H123V238H118ZM199 239H200V237H199ZM199 239H198V241H199ZM20 240V239H19ZM41 240V239H40ZM45 240V239H44ZM44 240H41V241H44ZM61 240V239H60ZM127 240V239H126ZM125 240V241H126ZM215 240V239H214ZM223 240H225L224 238H223ZM253 240V239H252ZM18 241V240H17ZM39 241V240H38ZM201 241V240H200ZM3 242H4V240H3ZM2 242V243H3ZM8 242V241H7ZM26 242V241H25ZM44 242H46V241H44ZM61 242V241H60ZM88 242V241H87ZM89 242H91L90 240H89ZM88 242V243H89ZM95 242L97 243V241L95 240ZM108 242V241H107ZM225 242V241H224ZM2 243H0V245H2ZM9 243V242H8ZM7 243V244H8ZM15 243H16V241H15ZM15 243H13V244H15ZM20 243V242H19ZM24 243V242H23ZM36 243V242H35ZM37 243H41L40 241L39 242H37ZM51 243V242H50ZM55 243V242H54ZM57 243V242H56ZM64 243V242H63ZM108 243H111V242H108ZM108 243H106V244H108ZM205 243V242H204ZM210 243V242H209ZM209 243H208V245H209ZM25 244V243H24ZM23 244V245H24ZM31 244L32 243H30L29 245L31 246ZM46 244H47V242H46ZM91 244H94V243H91ZM207 244V243H206ZM213 244V243H212ZM215 244V243H214ZM226 244V243H225ZM231 244V243H230ZM229 244V245H230ZM26 245H28V244H25L24 246H26ZM33 245H35V244H33ZM41 245V248L40 247H37V248H39V249H42V247L44 246V243H43V245L42 244H40ZM39 245V246H40ZM95 245V244H94ZM113 245V244H112ZM121 245V244H120ZM122 245V246H123ZM204 245V244H203ZM3 246H4V244H3ZM16 246V245H15ZM14 246V247H15ZM18 246V245H17ZM16 246V247H17ZM23 246V247H24ZM30 246H28V247H30ZM38 246V245H37ZM48 246V245H47ZM46 246V247H47ZM53 246V245H52ZM56 246V245H55ZM62 246V245H61ZM61 246H60V248H61ZM65 246V245H64ZM92 246V245H91ZM96 246V245H95ZM99 246V245H98ZM107 245H105V247H106ZM121 246V247H122ZM201 246V245H200ZM247 246H250V248H251V246H252V248H254V251L253 250H251V252H254V254H249L248 252V250H247ZM33 247V246H32ZM32 247H30V248H32ZM49 247L51 248V246H48L47 248V251H49ZM58 247V246H57ZM63 247V246H62ZM94 247V246H93ZM100 247V246H99ZM101 247H103V246H101ZM110 247V246H109ZM134 247V246H133ZM202 247V246H201ZM201 247H199V248H201ZM206 247V246H205ZM217 247V246H216ZM229 247V246H228ZM221 248L220 247V250H218V251H216V252H219L220 254H224V256L228 253L229 254V252H228V250H229V248ZM26 249H27V247H25ZM30 248H28V249H30ZM55 248V247H54ZM64 248V247H63ZM62 248V249H63ZM210 248V247H209ZM215 248V247H214ZM214 248H212V251H213V249ZM218 248V247H217ZM231 248H233V246L231 247ZM249 248V249H250ZM17 249H19V248H17ZM25 249V250H26ZM33 249H35V246H34V248ZM59 249V248H58ZM73 249V248H72ZM208 249V248H207ZM216 249V248H215ZM227 249V250H226ZM43 252H42V255H44L43 253L44 252H47V251H45L46 250V248L44 247L43 249ZM54 250V249H53ZM57 250V249H56ZM55 250V251H56ZM112 250V249H111ZM115 250V249H114ZM114 250H112V252L114 251ZM116 250H118V249H116ZM202 250V249H201ZM209 250V249H208ZM4 251H5V248H4ZM3 251V252H4ZM16 251V250H15ZM30 251V250H29ZM50 251H52V248L50 249ZM60 251H63V250H61L60 249ZM65 251V250H64ZM68 251H70V250H68ZM76 251V250H75ZM210 251V250H209ZM233 251H235V250H233ZM2 252V253H3ZM7 252H9V251H7ZM39 252V251H38ZM57 252V254H58V250L56 251ZM80 252V251H79ZM111 252V251H110ZM112 252L110 253V254H112ZM124 252H126V253H124ZM201 252V251H200ZM206 252V251H205ZM230 252H232V250H230ZM236 252V251H235ZM238 252H240V251H238ZM1 253V254H2ZM49 254H51L50 252H48ZM55 253V252H54ZM63 253V252H62ZM118 253H119V250H118ZM118 253H116L115 254V251H114V254H115V256L118 254ZM237 253V252H236ZM7 254V253H6ZM56 254V256L58 257V255ZM203 254H204V252H203ZM215 253L213 252V254H212V256L214 255ZM217 254V253H216ZM227 254V255H228ZM3 255H5V252L3 253ZM15 255V254H14ZM45 255H47V253L45 254ZM60 255V254H59ZM77 255V254H76ZM76 255H74V257L76 256ZM113 255V254H112ZM111 255V256H112ZM123 255V256H124ZM233 255V257L235 258V256L237 257L238 255L236 254V255H234V254H232ZM17 256H19V255H17ZM17 256H13L12 258H15V259H17L16 257ZM32 256V255H31ZM38 256V255H37ZM36 256V257H37ZM47 256H49V255H47ZM83 256V255H82ZM85 256V255H84ZM87 256V255H86ZM89 256V255H88ZM215 257H216V255H214ZM221 256V255H220ZM229 256V255H228ZM0 257H2V258H5V256H0ZM6 257H9V254L6 256ZM21 257L22 258H25V256L23 257V255L21 254ZM27 257V256H26ZM33 257V256H32ZM56 257V258H57ZM64 257V256H63ZM62 257V258H63ZM77 257H79L78 255H77ZM109 257V256H108ZM118 258H119V255L117 256ZM117 257H115V258H112V259H118ZM218 257H219V255H218ZM229 257H231V254H230V256ZM233 257H232V259H233ZM10 258H11V256H10ZM10 258H8V262H9V260H10ZM11 258V259H12ZM21 258V259H22ZM40 258V257H39ZM48 259H49V257H47ZM53 258V257H52ZM69 258V257H68ZM111 258V257H110ZM125 257H123V259H124ZM207 258V257H206ZM224 258H227V257H224ZM237 258H239V257H237ZM1 259V258H0ZM7 259V258H6ZM6 259H1L0 260V262L3 260V261H5ZM26 259V261H29V260H27V258H25ZM54 259H55V257H54ZM70 259V258H69ZM71 259H73V258H71ZM75 259V258H74ZM78 259V258H77ZM204 259V258H203ZM208 260H210V257L209 258H207ZM23 260V259H22ZM22 260H20L19 259V262H20V264H21V261ZM62 260V259H61ZM79 260V259H78ZM89 260V259H88ZM88 260H86V261H88ZM114 260H113V262H114ZM126 261H127V258L125 259ZM235 260V259H234ZM237 260V259H236ZM13 261V260H12ZM35 261V260H34ZM45 261V260H44ZM46 261H47V259H46ZM50 261H52V259H50ZM53 261H56V259L55 260H53ZM60 261V260H59ZM63 261V260H62ZM71 261V260H70ZM76 261V260H75ZM80 261V260H79ZM85 261V262H86ZM122 262H124L125 263V261H123V260H121ZM204 261H205V259H204ZM229 261H230V259H229ZM11 262V261H10ZM9 262V263H10ZM16 263L18 262V260L17 261H15ZM19 262H18V264H19ZM25 262V261H24ZM23 262V263H24ZM30 262V261H29ZM43 262V261H42ZM41 262V263H42ZM48 262V261H47ZM67 262V261H66ZM81 262V261H80ZM89 262H90V260H89ZM109 262V261H108ZM129 262V261H128ZM128 262H126V264H128ZM130 262H129V264H130ZM201 262V263H200ZM209 262V261H208ZM224 262H225V259H224ZM8 263V264H9ZM31 264H32V262H30ZM36 263V262H35ZM39 263H40V260H39ZM52 263V262H51ZM55 263H57V261L55 262ZM72 263V262H71ZM77 263H79V262H77L76 261V263L75 264H77ZM111 263H112V261H111ZM118 263H121L120 262V260H119V262ZM118 263H115V264H118ZM205 263L207 264V262L205 261ZM212 263V262H211ZM210 263V264H211ZM228 263V262H227ZM237 263H238V261H237ZM1 264H2V262H1ZM3 264H5V263H3ZM6 264H7V262H6ZM11 264V263H10ZM15 264V263H14ZM26 264V263H25ZM37 264H38V262H37ZM43 264V263H42ZM47 264V263H46ZM58 264V263H57ZM60 264H62L61 263V261H60ZM68 264V263H67Z\"/></svg>","mask_w":264,"mask_h":264}]
</instances>
